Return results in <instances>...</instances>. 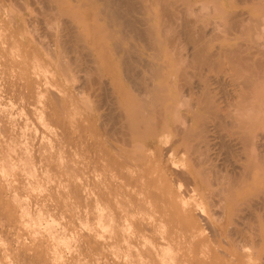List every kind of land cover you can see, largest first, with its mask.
<instances>
[{
	"label": "rangeland",
	"instance_id": "obj_1",
	"mask_svg": "<svg viewBox=\"0 0 264 264\" xmlns=\"http://www.w3.org/2000/svg\"><path fill=\"white\" fill-rule=\"evenodd\" d=\"M57 1L59 3L56 4ZM57 1L56 0H50V1L49 0H35V1L34 0H14L13 1L14 7L16 9H14V7H13L10 10L9 8L6 7V6H8L7 3L9 2V0H0V3H1L0 4V10L3 7V5L5 6L4 9L2 8V10H4V11L0 12V19H1L0 20V31H1L0 32V37H1L0 40L1 39L3 40V37L6 36L5 33L9 34V32L11 31V30L9 31V29H8L9 28L8 24L10 26V29L13 28L14 30H16L19 27V30L17 29L18 32H17V30L16 31L12 30L14 33H16L15 34L16 36L20 35V32L21 33L25 32L26 34L28 33L27 35L29 36V35H31L30 33L33 31L32 35H33V33H34V35L32 37H39L40 36L41 38H43V39H41L39 37L38 38L39 40H37L39 43L36 41V43L33 44V46H36L38 44L37 48H39V49H36L38 51V52L36 51L37 54H35V48L36 47H34V49H33V46L31 47L32 52H34V54H33L30 49H28V52H27L26 46L23 48L24 43L30 39V38L28 39L27 35H26L27 38L24 37L25 33L21 34L19 36V38H17L16 36L14 37L13 36L14 33L12 31L11 32L13 34L12 33L9 34L11 37H13V39L14 38L19 39L18 42H20V43H18V42L17 43L19 44V47L22 46L21 47L22 51L23 50H24V52L26 51L25 54H27V53H29L28 55L32 54L31 57L30 56L27 57V55L25 56V57H27L26 61L27 62L29 61L28 60L29 57L32 58V60L34 62H36L37 64L35 63V65H34L32 60H30L31 63L29 66L32 65L30 67V71L34 72L37 69L38 71L37 70L36 71L38 73L39 70H41L40 67H42L41 61L39 59L43 58L42 56L54 47V46L51 47L53 45L52 44L53 42H51V41L54 40L53 37H55L54 34H56V35L59 34V32L61 30H63L62 28L64 26H65V28L66 27L68 28L66 21H67L68 25H70L72 22V24H71L72 27L74 29L77 28L74 30L73 28H71V25L69 26L70 29H73V30L69 29L71 31V33L73 34V35L71 34L72 38L74 37L73 40H75L76 38L80 39V37H82V35L83 36L85 35L86 37L84 36V40L86 39V47L89 46L88 50H91L94 53H96L95 51H97V49L99 51V48L101 47L100 50L103 48L104 49H103V51L101 50L100 53L101 52L103 53L105 48H106V50H105L106 53L105 52L104 53L106 55H109V56H107L106 59H104L106 56L104 54L105 56L104 55L102 56V59H103V61H102V59L100 58L101 57L100 55H102V54H100L99 60L101 59L100 62L101 63L103 62V64L106 62L105 63V66H106L107 62L110 59V61L108 63L111 62V64H109V65H111L110 67L114 68L113 70L115 72V74L114 73L111 75L109 74L110 76H107V78L111 77L113 79L115 76V78L116 77L123 78V80L126 77L125 76L126 74H125V70L123 69L124 67H123V63H122L123 61L122 60L125 57V55L128 53V52H126L127 49L129 48L128 45L131 44L129 50L131 48L135 47V48H133L135 51L133 49H132V51L134 52L133 57H135V59H136V60H134L135 63H139V64H136L137 67L139 66V68H140L141 67L140 63L145 61V60H149L150 57H152L151 59H154V60H152L154 62L157 59L156 62L159 61L158 62L159 64L161 62L162 66H163V68L157 72L159 74H157V73L155 74V76H157V77H155V79H154V80H156L155 81L156 84H154V85H157V87L154 86V89H156V92H154V93H157L158 95H160V97L162 95V98L164 97L163 98L164 100L167 99V100H165L167 102L166 105L169 106L168 107L169 111H168L167 117L170 119V121L168 118L167 119H168L169 123L171 122L172 124L168 125L167 122L164 120L163 122L164 123L166 122V125L168 127L165 126L164 123H162V120L160 118L158 119V117H156L157 115L154 113H152V114L149 113V115H147L148 114L147 113L145 116L147 119H150L153 123H155L154 125H158L156 123H159L160 126H158V127H161L160 128L161 131H162V129H164L165 131H166V129L167 130L170 129L169 131L173 130V132L171 131V133H168L169 134L168 135L167 132H169V131H166V134L169 137L164 134V138L162 140H164V139L165 140L162 141L160 139L162 144L160 143V141H158L159 140L158 138H157L158 139L157 141L159 143L156 141V138L154 139V137H153V139H154L153 141H151L149 139V137H147V136H145V137H147L146 139L144 137L140 138V134H139L140 140L138 138V139H134V141L132 140L129 144H128V142H124V141L122 143V140L121 139L119 140L120 136H118V135L115 136L110 131H109L110 133H107L108 129L106 130V128L109 127L111 124L109 122L108 117H109L110 111L112 112L113 107H111L110 105L107 106V103H106L107 101L104 100L105 96L103 97V95H102L103 91L98 90L97 88L94 91V89H95L94 88L93 90H91L93 92L90 91L91 92V93H89L90 96L88 93L85 94V96L87 95L86 96L87 99L88 98L90 99V100L88 99L89 101L88 100L87 101L89 103H91L93 105V107L95 105V107H94L95 110L94 111L89 110V107L87 106V104L83 103V105H82L81 101H79V102H77V104L81 103L80 106L75 103L76 106H79L78 108L80 109V107L82 108V106L86 105L88 108H86V106H85L84 110L88 109L89 111L86 110V113L90 112V115H87L89 113L84 114L83 108H82L83 111H80V112L77 108L75 110L79 113L82 112L84 115H82V113H81V115L79 113L77 114V112H76L75 116L77 115L76 117L78 119L75 118L74 116H71V114H68V113L71 112V109L73 107H76L75 105L72 104L70 106L71 109L69 108L70 109L69 112H68L69 109L67 108L68 109L67 110V114H68L67 116L70 115L71 118L73 117L72 119L70 118L73 123H74V121L76 122L79 120V124L77 123L78 125H81L80 123H82L80 121L81 118L85 117L83 119V121H85V122H83L84 123V124L82 123L83 126L81 125V127H80L81 130L83 131V133L81 131L82 134H80V135L82 137L83 134H85L84 136H85L86 140H87V138H89V141L87 140L89 143L90 142L93 143L92 141H94L96 146H97V144H99L97 146L98 150L95 149L96 151H95V153H92L93 154L92 155L91 154L92 151L90 152V150H92L91 148H87V149H89V151L86 149H83V147L85 145L88 146V143H87V141H84V140L79 141V138L76 135L78 140L74 141L73 143H70L69 144L70 147H67L66 151L69 150V152H73V153L76 151L75 152L76 154L74 153L75 157H77V161H78V164L77 163L76 164L80 166V169L82 172H83V170L85 172V173H81L80 177L84 176L86 179H84V177H81L83 179L80 180L81 178H79L78 179L79 181L78 180L76 181V182H78V183H76L77 185L75 184L76 186L73 187L74 190H76V192H78V190H80V188L84 192L86 190L87 191V193L85 192L87 194L86 196L90 195L89 196L90 198H82V197L77 198L76 196L70 195L71 197H69V199H71L72 201L66 200L67 199L66 197L64 199L62 197L61 193H64L63 191H65L66 189H64L65 183H63V182L61 183V181H59V183L56 181L52 182V185H54L50 188V189H52V191L50 189L48 191H45L46 190L45 189L44 191H41L39 193V191L37 190L38 191V192L36 191L37 194L32 195L28 192L27 182L19 180L18 178H16L17 180L14 179L15 182L13 181L14 183L13 184L11 183V184H12L13 188L17 189L19 195L23 197L22 201L24 203L25 202L27 203L28 208L33 203H36V202L37 203L47 202L48 205H50L49 203H51V205L49 206L51 208V210H50V208H48V211H47L50 213L44 212V218L42 215L41 216L42 219H40L39 216H38L39 218L35 217L36 215L31 213L32 210L30 211L29 210L30 208L29 209L25 208L26 210L30 211L29 212V211L25 210V213L29 212L30 214L28 213L26 215L23 212L26 215V217L23 214H22V216H21V214H18L19 213L18 210H16V209L13 210L14 207H12V202L11 203H10V201L6 202L4 199V196H3L4 192L7 189L5 187H1L0 188V264H25V263L26 264H49L48 261L50 259H51L50 260L51 264H59V263L60 264H65V263L66 264H73V262H74V264H79V263L80 264H92V263L93 264H102V263L103 264H128V263L129 264H140V263L142 264L143 261H144L143 263H145V264H149V262H150V264H264V206H263L264 203L263 204L260 203L262 201V199L264 198V123H262L263 121L261 120V118H259L260 116H258V114H256V115L254 114L255 116L254 115L250 116V114L248 112V109L253 108L252 104L258 105L257 102H259V100H260L259 99L260 95L258 96V94L260 93L259 92L260 89L258 87H257V89H254L255 91L259 90L258 93L253 90L254 93H256L254 95H256L257 98H256V96L251 95V93H253V92L248 93L249 92L248 89H246V91H245L244 86H246V78L248 75V71L244 69V64H243L244 63L243 62L244 57L243 56L245 55L244 52L247 51V47H246L247 43L246 42L248 41V38L247 39L245 38L246 35L244 33V30H243L244 27H242L243 23L241 21L242 15H244L248 9L253 10V12L256 13V15L259 14V12H261V10L263 12L264 11V0L261 1V3H263V5L260 4V2H259L260 0H258V2L256 0H254L253 1V2H255L254 4H251L249 2L251 5L248 2H245V0H214V1L213 0H205L204 1L205 3H202L203 0H201V2H200V0H189L190 2L189 1L187 2V0H162V1L159 0V2H158V0H148V1L147 0H137V2H136V0H134L136 2V5H137L136 9L138 8L142 12L141 11L138 12V9L137 10L135 9V11L132 13L133 19L139 20V21H137L138 23L136 22L137 26L144 27V28L146 27L148 30L152 29L153 31L151 30V36L156 35L155 37L154 36H152V37L156 38L158 36L157 37L159 39L158 43H160V44L158 45V43H157L155 46L151 45V43L148 42L149 40H147L148 39L147 35L142 34L140 36L138 35V37H137V34H135V33L132 34V31H126V33L122 34L120 32L121 31L120 27L119 26L117 27V25L114 27H109V28L107 27L108 30L103 29L102 32L99 31V32H101V34L103 33V35H101L102 37L97 36L100 33L94 29L89 30V33L91 32L92 35L91 34L89 35L88 33H86L89 29V27H87L88 29L86 28V26H88L87 23L89 22L92 25L94 20H95V17L91 14V12H89V11L84 12L83 9H81L80 7H83V6H95V7L101 6L102 0H90L91 2L89 0H65L66 3L64 2V0H61V1L57 0ZM144 1L148 4H146ZM209 1L210 2L212 1V2L208 3ZM48 2L49 3L51 2L50 4H53V6L50 5ZM63 2H64V4H67V6L65 5V7L68 8L67 10L64 9L65 7H63ZM60 3L62 5H60ZM72 3H73V5L75 4L73 7L74 9H72L73 13L78 14V16L76 15L74 17L75 14L72 15L73 14V13L71 14L72 11L71 10H70L71 12L68 11L69 9H71L68 7V5L69 6L72 5ZM159 3H160V5H159ZM200 3L204 4L203 5L204 7L207 6V8H204V7L202 8V4H200ZM55 4L58 5V6H56L58 8H60L62 6L63 14H62V12L60 13L61 9L56 10ZM246 4L248 5V7L251 6V8L246 7L247 6ZM24 5L26 6V8ZM30 6H32V7H30ZM42 6H44V7H42ZM53 7H55V9ZM6 8H7V10L9 9L11 12L8 10V12L5 13ZM32 8H33V10H32ZM149 8H151V9L149 10ZM199 8H201V9H199ZM246 8H248V9H246ZM12 9H13V12H12ZM220 9L222 11L223 10L224 11L222 12ZM14 10L16 13L14 15H16V17L11 16V15H13L12 13H14ZM210 10L214 11V12L211 11L212 15L210 14ZM215 10H217V11H215ZM232 10H233V12H232ZM239 10H241V11H239ZM46 11L47 12L49 11V13L52 11L51 13H54V14H52L54 19L51 18V20H50L52 23L51 25H50V21H48L49 24L44 23L45 17L43 16V13L45 15L47 13ZM57 11H59V12H57ZM64 11L70 12L71 15L70 14L64 15ZM76 11H77V13H76ZM229 11H231V12H229ZM30 12H32V13L30 14ZM78 12H80V13H78ZM151 12H153V13H151ZM157 12H160V13H157ZM217 12L220 13V15ZM2 13H4V14H2ZM40 13H42V14H40ZM136 14H139L138 16L142 17L143 19L136 16ZM197 14H199V16H197ZM216 14H218V15L216 16ZM3 15H6V16H4V18L8 17V19H4ZM8 15H10V16H8ZM57 15H59V16H57ZM89 16H90V18H89ZM10 17L12 19H14L15 22L16 21L17 22L14 24H11L10 23V20H11ZM22 17H23V19H22ZM32 17H33V19L29 20ZM71 17H72V21H70ZM76 17H78L79 19H77ZM91 17H94V19L93 18L91 19ZM2 18L4 19V21ZM17 18H18V20H17ZM40 18H42V19H40ZM69 18H70V20H69ZM73 18L77 19L75 21L76 23L73 22L75 20ZM26 19L28 20L29 26L26 23V21H27ZM63 19H66V20L63 21ZM5 20H7V21H5ZM8 20H9V22H8ZM14 20H11V22H14ZM22 20H24V21H22ZM143 20H145V21H143ZM173 20H174V22H173ZM2 21L4 22V24L7 23V25L2 24L1 23ZM32 21H33V23H32ZM34 21L36 24H34ZM60 21H61V23H60ZM103 21H105L103 18H101L100 21H97L98 24L96 23V28H98L97 26H99L100 24L101 25L99 26V28L102 27L104 25ZM237 21H239V22H237ZM21 22H23V23L20 24ZM69 22H70V24H69ZM160 23H161V25H160ZM163 23H165L166 25L164 24V26H163ZM18 24H20L21 26ZM54 24L57 25L58 29H61V30H58V32H55L57 30V28ZM63 24H65V25H63ZM94 24H95V22H94ZM187 24L189 25V27H188L189 29H188V31H185L184 28H185V25H187ZM93 25H92V27H93ZM179 25H180V27H179ZM3 26H4V28H3ZM1 27H2V29H1ZM15 27H16V29H15ZM36 27H37V30H36ZM82 27H84V28H82ZM92 27H90V29ZM46 28H47V30H46ZM55 28H56V30L54 31ZM81 28L83 30H81ZM118 28L120 31L118 30ZM165 28H166V30H165ZM257 28H258V26H257ZM7 29H8V31H7ZM236 29H237V31H236ZM2 30H4V32ZM189 30L191 31V33ZM192 30H194L195 32ZM73 31L76 33H74ZM93 31L97 32L99 34L96 35V33L95 34L92 33ZM104 31H106V32H104ZM178 31H179V33H178ZM254 31H253V37L250 36V38L253 40L254 35H255V38L257 40L256 41L253 40L254 41L253 44L255 42H258V40L260 39V38L258 39V36H260V33L255 32L257 34H254ZM35 32L38 35H35ZM130 32H131V35H130ZM210 32H212V33L210 34ZM108 33H109V35H108ZM74 34H75V36H74ZM93 35L97 36V37L95 36L96 38H94V39H98L99 40L98 42H97V40L93 41V38L91 37ZM193 35L195 36L194 39H192ZM10 36L7 35L6 36L7 41H6V38H4V40L6 42L10 43V40L8 38ZM42 36H44L45 38ZM87 36L88 37L90 36V38H92V40L89 39L90 40L89 41ZM129 36H130V38H129ZM180 36H183V37H180ZM205 36L207 39H205ZM11 37H10V39H11ZM124 37H126L128 39H125ZM216 37H218V38H216ZM116 38H117V40H116ZM17 39H15V40H17ZM73 40L71 41L72 43H73ZM100 40H102V42H100ZM120 40H121V42L122 41L123 42L122 43L119 42ZM133 40H135V43ZM141 40H142V42H141ZM221 40H224V41H221ZM5 41H4L5 45L9 46V44L6 43ZM45 41L46 42L48 41V43H46ZM115 41L118 42L117 45H120L119 47L122 49H120L117 46L119 49L114 48L115 50L114 49L110 50V48L113 47ZM161 41L164 44H162ZM97 43L98 44L101 43L100 46H98ZM102 43H103V46H102ZM195 43H196V45L194 46ZM0 44H1L0 45V47H1L0 48V59H2L1 58L2 56H4L3 57V59H4L7 51H4V55H3V49H6L7 47L4 46L3 43H0ZM46 44H48V45H46ZM90 44L92 47L90 46ZM95 44L97 46L96 49L94 47ZM255 44H257V43H255ZM104 45L105 46L107 45V46L105 47ZM137 45L141 46V47H138ZM2 46H4V47L2 48ZM48 46L50 48H48ZM65 46H67V45H65ZM69 46L71 47L72 45L69 44L66 47L67 50H68ZM229 46H230V48H229ZM242 46L245 48H243ZM12 47H13V45H12ZM27 47H29V45ZM9 48H11V45L9 46ZM9 48H7V49H9ZM18 48H15V50ZM66 48H65V50H66ZM11 49H13V48H11ZM21 49L19 48V50H21ZM42 49H43V52H41ZM78 49H81V48L78 47ZM108 49L110 51L107 52ZM218 49H219V51H218ZM124 50H125V52H124ZM137 50H139V51H137ZM202 50H203V52H202ZM8 51H10V50H8ZM22 51H19V52H17V50L15 51L18 55L21 52L20 57L15 56L17 54H15V52H12V50H11V52H9V55L13 54L14 59L11 58V56L7 57V55H6V57L12 59L11 61H13V62L15 59L17 61L18 58H21V57L23 58L22 54H24V53H22ZM98 51L96 54H99ZM111 51L114 54H112ZM157 51L159 53H162V54H158ZM167 54H169V55H167ZM209 54H211V55H209ZM68 55L69 56L73 55V52L71 51V49H70ZM158 55H160V56H158ZM34 57H36V59H37L36 61L33 59ZM158 57L160 59H158ZM168 57L170 59H168ZM181 57H183V58H181ZM7 58H5L3 61L1 60L2 63L0 62V65L4 63L7 66V64H9V62H11L10 59H9V62H7V60H8ZM24 58L21 59V61L24 60ZM121 58H122V60H121ZM172 58L174 59V61L171 60ZM209 58H211V59H209ZM72 59H71V61H72ZM151 59L149 61H151ZM16 61H15V64H16ZM21 61L18 60L17 65H15L12 62L13 63L12 65L15 67L20 66L19 68H21L23 66V64H24L23 62L25 60L22 63H21ZM162 61H163V63H165V65L162 63ZM19 62L21 63L22 66L18 65ZM27 64H29V63H27ZM10 65H11V63H10ZM12 65L10 66L11 71H12V69L14 71V68ZM72 65H71V67L73 68L74 65L73 66ZM4 67H5V65H4ZM4 67L2 66V68H1V66H0V69L2 70ZM10 67L8 65V67L4 68L3 71H7V68H8L7 72L8 73L11 72V71H9ZM27 67L28 66L26 65V62H25V66H23L24 70H27ZM19 68L18 69L16 68V69L19 70ZM74 69L76 72L74 70H72V71L75 74L73 73L72 75H68L69 77L70 76H72V77H70V80L68 79L66 82H63V84L61 85L62 89L72 90L74 88L76 89L77 86L79 87L81 84H83L82 79L83 80L85 79L84 71L78 69V66H75ZM1 70H0V72H1ZM120 70H122V71H120ZM3 71L1 72V74L3 73ZM54 71H53L54 74L53 73L50 74L51 77H53V79H59L60 78L59 70L56 69ZM163 71H165V72H163ZM12 72H11V74H13L15 72L14 74L16 76L14 74H13L14 76H12L11 74L9 75L7 73L8 78L6 77L7 78L6 81L12 80V79H14V77H17V74L21 75L22 73H25L26 71L25 72L19 71L17 73L15 70L13 73ZM154 72H152V73H154ZM6 73L4 72V75L2 74L3 78L1 77V79H5L4 77H5ZM165 73H167V74H165ZM1 74H0V76H1ZM73 75L75 76V79H74ZM10 76H12L13 78L11 77L12 79H10L9 78ZM111 78H109L108 80H112ZM1 79H0V81H1ZM244 79H245V81H244ZM3 81L6 82L5 80H2L1 85L5 84ZM69 81L70 82L72 81V82L70 83ZM67 82H69V83L67 84ZM123 83L125 85H123V88H121V90L123 89L124 91L123 90L121 91V97H120V100H122V101H121V103H118V106H116V108H115L116 113H118L119 111H122V109H124L126 105L127 106L129 105L130 106L129 108L132 109L133 106L135 107L137 104H139L138 98H140V96L137 94L138 93L137 88L130 86L131 84L128 82L124 81ZM74 85H75V87H74ZM256 86H257V84L255 85V87ZM2 87H4V86H2ZM2 89L3 88H1V86H0V93H1V91L4 92V90H2ZM127 89H128V92L126 91ZM97 90H98V92H97ZM3 92H2V94H0V97H1L0 99L2 100L3 98H6V99L9 98V101L6 99H3L4 102H3V100L2 101L0 100V101L3 102L4 104H6V107L9 106L8 108L11 111H13V110L19 111V109H20V108H18L19 106L17 107L18 109L15 107L18 104H20V102H21L20 107H22V104L27 103L26 101H24L25 99H22V98L20 99L21 100L20 101L19 100L20 96H16V94H14V93H8V92L5 93L4 92V94H3ZM122 92H123V94H122ZM6 94H8V95L10 94V95L7 96ZM12 94L17 99H14L15 97L12 98L13 97ZM44 94L45 93L42 92V93H39L35 96V97L39 98V100H41L40 101L41 104H39L38 101H36L37 99H35V98L34 99L36 102L35 101H32V102L33 103L35 102L34 104L38 103L39 106L41 105V107H42V103L45 101V98H46L45 97L46 94L45 95ZM103 94H104V92H103ZM245 94L246 95L250 94V96L248 95L249 97L248 96L246 97ZM5 95L7 97H5ZM39 95L40 96L44 95L42 97V99H44L43 101H42L41 97H39ZM2 96H3V98H2ZM124 96H127V97L128 96L129 97L136 96L137 101L133 100L134 103L136 102L135 103L136 105L132 103L133 102V101H131L132 98L128 97L129 99H126V98H124ZM90 97H93V98H90ZM95 97H97V98H95ZM10 98L13 100L11 101ZM123 98L127 101L126 103H125ZM34 99H32V100H34ZM91 99H92V101H91ZM134 99H135V97H134ZM15 100H16V102H15ZM17 100L19 103L17 102ZM78 100L79 99H77L75 101H78ZM14 102L17 104L15 105ZM161 102H163V101H161ZM247 102H249V103L247 104ZM98 103H99V106L97 105ZM38 104H37V106H38ZM102 105H103V107H102ZM248 106L250 108H248ZM117 107H118V109H117ZM96 108H98V111H96ZM103 108H104V110H103ZM117 110H118V112H117ZM47 111H48V113H47ZM47 111H46V113H44L45 117L44 116L43 117H44V120L46 122L51 123L53 115H54V111H53V109L50 110V108ZM105 111L109 112V113H106ZM113 111H114V109H113ZM13 112L15 113V111H13ZM72 112L75 113L74 110ZM92 112H93V115H92ZM96 112L99 114H97ZM115 112H113V113H115ZM246 112H248V114ZM74 113L72 115H74ZM106 114H108V115H106ZM78 115H80V117H78ZM96 116H97V118H96ZM169 116H171V117H169ZM87 117H88V119H87L88 121L85 120ZM74 118H75V120H74ZM171 118H172V121H171ZM248 118H250V119H248ZM101 119L104 121V124H103V121ZM159 120H161V122ZM105 121H107V122H105ZM66 122H67V120H65V124H66ZM72 122H70V123L72 124ZM68 123L65 125L66 128H68L69 126H72L71 124H68ZM98 123L100 125L102 124L103 125V126L101 125L102 127H104L106 124V127H104L105 129L104 128L101 129V126H100V129L97 128L99 125ZM153 123H152V125H153ZM74 124H76V123H74ZM127 124L129 125V123H127ZM162 125H163V128H162ZM84 126H85V128H82ZM95 126H96V130L94 128ZM177 126H178V129H176ZM69 128H71V130H72L74 127L72 126ZM87 128L91 129L93 132L91 130L86 132ZM181 128H183L182 131H181ZM83 129H85V131ZM102 130H104V132ZM58 131L59 130H57V132ZM89 132L91 134V138H90V135L88 134ZM182 132H183V134H182ZM158 133H159L158 135L163 134V133L160 134V131ZM25 134L26 133H23L22 135L24 136ZM55 134H56V132L53 133V131L52 132H42V133L40 132L38 134V136L36 137V141L39 140L40 138H41V140L43 139V141H45V142L48 139L50 141H52L53 139L57 138ZM170 134H171V136H170ZM179 134H181V135H179ZM158 135H156V136H158ZM24 137L26 138L27 136H24ZM95 137L97 138V140H95ZM160 137H162V136H160ZM74 138H76V137L74 136ZM166 138H169V140ZM114 139H115V141H114ZM49 140H48V142H50ZM90 140H92V141H90ZM178 140H179V142H178ZM118 141L119 142L121 141V142L119 143ZM163 142L165 143V145ZM66 146H68V144ZM124 147H125V149H124ZM163 147H165V150H166V152L164 154H168L167 152H169V154H170V150L172 152V150L174 151L176 148L178 150L176 149L173 152V154L171 153L169 156L165 155V157H163L164 156L162 154V152H164ZM168 147H171V149H169ZM84 148H86V146ZM117 148H119V149H117ZM80 149H82V150H80ZM126 149H127V151H126ZM80 151H83V152H80ZM159 151H160V153H159ZM79 153H80V155H79ZM96 153H99L98 154L99 158L101 157V161H99L100 163L96 160L98 158ZM86 154H87V156H86ZM94 154L96 155V158L94 157L95 156ZM135 154H136V156H134ZM158 154H160L161 156L158 157ZM90 155H91V159H90ZM84 156H86V157H84ZM133 156H134V160L132 159ZM128 157H131V158H128ZM107 158H109L110 160ZM255 158H256L257 162L255 161ZM102 159H103V161H102ZM156 159H158V160H156ZM90 160H91V162H90ZM107 160H109V161L112 160L111 161L112 164L110 167L108 165V163H110V162H108ZM62 161H63V159H62ZM105 161H106L107 165H105L106 164ZM252 161L255 162L256 165L255 164L253 165ZM38 162L42 163V164H46V162L41 161L40 159L38 160ZM94 162H96L95 166L92 165V164H94ZM127 162H128V164H127ZM147 163H149L150 165ZM116 164H119V165H116ZM145 164H147V166ZM248 164H251V165L249 166ZM96 165H97V167H96ZM143 165H145V166H143ZM125 166H127V167L125 168ZM192 166H194V167H192ZM105 167H108V168H105ZM121 167H123V169ZM75 168L78 169V166H76ZM46 170H39L38 169V170L34 171L32 174V175L35 174L38 179H41V181H39V184H41L42 186L49 182V181L46 182L45 180L42 181L45 177L51 179L53 176V172H54L53 170H51L50 168H47ZM93 170H94V172H93ZM134 170L136 172H134ZM172 171H174L175 173L174 172L172 173ZM193 171H195V172H193ZM78 172H80V171H78ZM186 172H187V174H186ZM196 172L198 173V175ZM110 173H111V175L117 173L116 175H118L119 178H121V179H119L118 176L116 178L115 175H114V177H113V175L110 176V178L112 177V178H115V180L117 179V181H114V182H117L118 184H116V183L115 184L118 186L114 185L115 187L112 188L111 185H113L114 182H110L109 187L111 188V190H110V188L108 189L106 187H103V190L101 189L103 192L105 189V192L103 193L102 191L98 190V189H100V187L97 188L98 187L97 183H99L100 180L107 178V176H109L107 174H110ZM126 173L129 175H126ZM161 173H162V176L164 175V179L166 177L165 180L163 179V181H165L164 183L162 181L163 177L160 175ZM176 173H178V174L176 175ZM90 174L91 175L95 174L96 177L93 176V179H90V177H91ZM201 174H203V175H201ZM103 175H104V177H103ZM131 175H132V178H130ZM182 175H184L185 177L184 176L182 177ZM214 176H216V177H214ZM218 176H219V178H217ZM94 177H95V179H94ZM98 177H101V179L100 178L97 179ZM141 177H142V179H141ZM201 177L203 179H201ZM244 177H245V179H244ZM112 178H111V181L113 180ZM138 178L140 181L138 180ZM220 179H222V180L220 181ZM96 180H97V183L95 184ZM166 180H168L169 182L167 181V183H166ZM201 180H202V182H201ZM135 181H138V182H135ZM133 182H135L137 184L134 185V184H132ZM56 183H57V185H56ZM82 183H83V186L85 183L87 186L85 185L84 186L85 188L81 187ZM127 183L129 184L128 186H131V188H132V186L135 188L136 185L140 186L143 192L141 190L135 192L134 188H133L134 190L132 189L131 194L129 193L130 191H128L129 189L126 192V188H128V187H126ZM165 183H166V185H164ZM177 183H179V184H177ZM78 184H79V188L77 187ZM123 184L125 185V187ZM196 185H197V189L195 188ZM121 186L124 187V189ZM137 186H136V188H138ZM53 187L55 188L54 189L55 193L53 191ZM179 187H180V189H179ZM188 187L190 188V190ZM222 187H224V188H222ZM152 188H154L155 190L157 189L156 190L157 193ZM106 189H108V191H106ZM122 189L125 190V197H124V195H122V196L116 195V194H120V193H117L119 191L122 193L123 192ZM225 189H227V191ZM39 190H42V189H39ZM144 190H146L147 192ZM186 190H187V192H186ZM218 190H220V191L223 190V192L220 193V191L218 192ZM82 191H81V193H84ZM98 191H100L102 194L98 193ZM214 191H216L217 193ZM91 192H92V194H91ZM113 192H114V195H113ZM134 192L137 195L134 194ZM51 195L53 198L51 197ZM127 195H130V196L128 197ZM179 195H180V197H178ZM193 195H195L196 198ZM94 196L96 199H94ZM115 196H116V198H112ZM50 197H51V199H49ZM105 197H107V198H105ZM90 199L93 201L97 200L98 202L97 201L96 202L98 204L94 201L95 204L93 206H91L93 204V201H91ZM129 199H131V200H129ZM192 199H194L195 201ZM103 200H105V201H103ZM144 200H146V201H144ZM85 201H87V202H85ZM182 201L184 203H182ZM192 201L194 203H192ZM222 201H224V202H222ZM29 202H30V204H29ZM65 202H67V203H65ZM196 202H198V203L200 202V204H198ZM70 203L72 204L71 206H70ZM125 203H128L129 205L128 204L126 205ZM167 203H168V206H167ZM195 203H196V205L198 204V206H196ZM73 204H74V207H73ZM181 204L184 206H182ZM95 205H97V207H95V209L96 210L98 209V211H101V212L95 211V209H94ZM104 205L107 207L109 206V207L104 208ZM56 206H58V207H56ZM64 206H66V208ZM69 206L72 209L69 208ZM62 207H64V208H62ZM113 207H114V209H113ZM115 207H117V209ZM136 207L138 210L135 209ZM200 207H201V209H200ZM99 208H101V210H99ZM115 209H116V212H115ZM146 209H148V210H146ZM102 210L104 212H102ZM144 210H145V212H144ZM119 211H121V213H119ZM113 212H114L116 217L113 215ZM130 212H131V214H130ZM139 212H140L141 216L139 215ZM92 213H93V215H92ZM52 214H53V216H52ZM64 214H66V215H64ZM121 214H123V215L121 216ZM98 215H99V217H98ZM82 216H85V217H82ZM96 216L98 217V219L96 218ZM103 216L105 217V219ZM126 216H127V218H126ZM112 217L114 218V220ZM136 217H138V218H136ZM115 218H117L116 221H118V222H115ZM118 219H120V220H118ZM27 220H30V222H27ZM38 220H40V221L38 222ZM44 220H46L47 222L45 223ZM87 220H88V222H87ZM137 220H139V221H137ZM23 221H24V223H23ZM92 221H94V223L98 222V225L96 223L94 224ZM77 222H79V223H77ZM108 222H109V224H108ZM37 223L38 224L42 223V225L39 226L40 229H42L41 228L42 226L44 227V224L52 223V224H50V225H52V228L56 227L55 229H57L54 231V229H52L51 226L49 227V225H48V228H51L50 230L54 231L53 234H56V235L58 234V236L61 235L60 236L61 238L66 237L65 239L69 240L68 241L69 246H68V248L65 249V253L67 251L68 252L65 254V256H63L65 259L63 257L58 258V257H54L52 255L51 256L46 255L47 259L44 257L45 255L42 254V252H44L43 245L45 246L46 243L48 242V240L50 239V238H48L49 236H47L48 233H50V232L48 231L49 229H47V226H46L47 230H45L44 229L45 227H44L42 229L43 231H41L40 229L37 228V230L35 231L37 233L36 234L32 229L34 228L33 226L38 227ZM84 223H86V224H84ZM111 223H112V225H111ZM92 224H93V226H92ZM100 224H102L104 226L101 225L102 226V228H101ZM27 225H30V226L27 227ZM110 225H111V227H109ZM96 226L99 229L98 228L96 229ZM29 227H33V228L30 229ZM111 228H112V230H111ZM123 228H125L126 232H124ZM27 229L31 230V231H29V234H27L28 233ZM35 229H36V227H35ZM60 229H61V232H63V233H60ZM65 229H68V230H65ZM58 230H59V233H57ZM105 230H107V231H105ZM120 230H122V231H120ZM32 231L34 232V234L32 233ZM93 232H94V234H93ZM99 232H101V233H99ZM138 232H140V233H138ZM31 233H32V235H31ZM64 233H65V236H64ZM112 233L115 234V237H114V234H112ZM163 233H165V234L163 235ZM77 234L78 235L80 234L79 235L80 237ZM131 234L133 235V237H131ZM40 235H43L42 238ZM101 235H103V236H101ZM68 236H70V237H68ZM45 237H46V239H45ZM74 237L75 238L77 237L80 240H78L76 238L75 242H74L73 241ZM31 238L34 240L32 241ZM143 238L145 239V241ZM81 240L83 241L84 244L81 243L82 242ZM245 240H246V242H245ZM148 242H150V244ZM85 243H86V245H85ZM41 245L43 248L41 247ZM162 246H164V247L162 248ZM141 247H143V248H141ZM154 248H156V249H154ZM41 249H43V250H41ZM134 249H135V251L131 252ZM151 250H153V252ZM32 253L35 255H33ZM139 253H140V255H139ZM158 254H159V257H158ZM201 254H203V255H201ZM6 255L8 257H6ZM31 255L35 256V259H33L34 257ZM174 256H175V259H174ZM139 257H142V258H139ZM153 257H155V258H153ZM122 258H123V261H122ZM24 259H26V262ZM28 259L29 260L31 259L30 262ZM161 259H163V260H161ZM61 260H62V262H61ZM161 261H163V262H161ZM98 262H100V263H98Z\"/></svg>",
	"mask_w": 264,
	"mask_h": 264
},
{
	"label": "bare ground",
	"instance_id": "obj_2",
	"mask_svg": "<svg viewBox=\"0 0 264 264\" xmlns=\"http://www.w3.org/2000/svg\"><path fill=\"white\" fill-rule=\"evenodd\" d=\"M14 0H9V2L7 3V5L8 6H6L7 8H9L10 10H11V8H13L14 7V2H13ZM35 1V0H34ZM50 1V0H49ZM57 1V0H56ZM61 1V0H60ZM90 1V0H89ZM103 1V0H102ZM101 1V6H97V7H95V6H83V7H80L81 9H83V11L85 12H87V11H89V12H91V14L95 17V20H94V22H95V24H94V22H93V27H92V25L88 22L87 23V25L88 26H86V28L87 27H89V29H88V31L86 32V33H88L89 35L91 34V32L89 33V30H92V29H94V30H96V31H101L102 32V30L103 29H107L108 30V28L109 27H114V26H116L117 25V27L119 26L120 27V30H119V28H118V30L123 34V33H126V31H132V34L133 33H135V34H137V37H138V35L140 36V35H142V34H144V35H147V37H148V39L147 40H149L148 42H150L151 43V45H153V46H155L159 41V39L156 37V38H154L155 36L154 35H152V36H154V37H152L151 36V30H148L146 27L144 28V27H139V26H137V24H136V22L137 21H139V20H134L133 19V15H132V13L135 11V9H136V7H137V5H136V2H137V0H136V2L134 1V0H104L103 2ZM148 1V0H147ZM162 1V0H161ZM189 0H187V2H188ZM205 0H203V2L202 3H205L204 2ZM214 1V0H213ZM254 0H245V2H250L251 4H254L255 2H253ZM257 2H258V0H256ZM261 1L262 0H260L259 2H260V4L261 5H263V3H261ZM30 2V1H29ZM54 2V1H53ZM64 2H65V0H64ZM64 2H63V7H65V5L67 6V4H64ZM91 2V1H90ZM140 2V1H139ZM143 2V1H142ZM145 2V1H144ZM157 2V1H156ZM158 2H159V0H158ZM190 2V1H189ZM200 2H201V0H200ZM212 2V1H211ZM210 1L208 2V3H211ZM253 2V3H252ZM26 3V2H25ZM36 3V2H35ZM47 3V2H46ZM49 3V2H48ZM51 3V2H50ZM49 3V4H50ZM57 3H59L58 1L56 2V4ZM66 3V2H65ZM82 3V2H81ZM94 3V2H93ZM146 3V2H145ZM164 3V2H163ZM202 3H200V4H202ZM207 3V4H208ZM214 3V2H213ZM247 3V4H248ZM249 3V4H250ZM1 4V3H0ZM48 4V5H49ZM55 4V7L56 6H58V5H56ZM86 4V3H85ZM88 4V3H87ZM91 4V3H90ZM146 4H148V3H146ZM187 4V3H186ZM246 4V5H247ZM248 4V5H249ZM250 4V5H251ZM257 4V3H256ZM259 4V5H260ZM16 5V4H15ZM50 5H52L53 6V4H50ZM60 5H62L61 3H60ZM75 5V4H74ZM74 5H73V3H72V5H68V7L69 8H71V9H69L68 11H70L71 12V14L73 13V10L72 9H74L73 7H74ZM159 5H160V3H159ZM158 5V6H159ZM204 4H202V8L204 7L203 6ZM248 5L246 6V7H248ZM25 6V5H24ZM29 6V5H28ZM40 6V5H39ZM51 6V7H52ZM139 6V5H138ZM191 6V5H190ZM210 6V5H209ZM212 6V5H211ZM2 7V6H1ZM30 7H32V6H30ZM35 7V6H34ZM42 7H44V6H42ZM46 7V6H45ZM48 7V6H47ZM50 7V8H51ZM55 7H53L54 9H55ZM60 7V6H59ZM141 7V6H140ZM147 7V6H146ZM168 7V6H167ZM3 9L5 8V6L3 5V7H2ZM2 8H1V10H0V12H2V11H4V10H2ZM7 8L5 9L6 11H5V13L6 12H8V10H7ZM19 8V7H18ZM25 8H26V6H25ZM24 8V9H25ZM49 8V7H48ZM142 8V7H141ZM170 8V7H169ZM204 8H207V6L206 7H204ZM216 8V7H215ZM221 8V7H220ZM224 8V7H223ZM248 8H251V6L250 7H248ZM248 8H246V9H248ZM14 9H16L15 7H14ZM43 9V8H42ZM53 9V10H54ZM57 9H61V11H60V13L62 12V6L60 7V8H58V7H56V10ZM64 9H68V8H64ZM63 9V10H64ZM138 9V8H137ZM136 9V10H137ZM151 8H149V10H150ZM168 9V8H167ZM199 9H201V8H199ZM213 9V8H212ZM254 9V8H253ZM260 9V8H259ZM9 10V11H10ZM20 10V9H19ZM32 10H33V8H32ZM65 10V11H66ZM190 10V9H189ZM192 10V9H191ZM197 10V9H196ZM208 10V9H207ZM214 10V9H213ZM221 10V9H220ZM249 10V9H248ZM246 11V13L244 14V15H242V19H241V21H242V23H243V26L242 27H244V33H245V35H246V39L248 38V41L246 42L247 44H246V47H247V51L246 52H244L245 53V55L242 57L243 58V64H244V69L245 70H247L248 71V75H247V78H246V86H244L245 87V91H246V89H248V93H251V92H253V93H251V95H254V94H256V93H254V89H257V87L260 89V91L259 90H256L255 92H257L258 93V91L260 92L259 94H258V96L260 95V100H259V102H257L258 103V105H255V104H252L253 105V108H251V109H248V108H250L249 106H248V112H249V114H250V116L251 115H256V114H258V116H260L259 118H261V120L263 121L262 123H264V11L262 12V10H261V12H259V14H257L256 15V13H254L253 12V10H249V11ZM55 11V10H54ZM64 11V15H67V14H70V12H65ZM75 11V10H74ZM141 10H139L138 9V12H140ZM144 11V10H143ZM183 11V10H182ZM209 11V10H208ZM211 11L212 10H210V14L212 15V13H211ZM215 11H217V10H215ZM222 11V10H221ZM224 11V10H223ZM222 11V12H223ZM226 11V10H225ZM238 11V10H237ZM239 11H241V10H239ZM244 11V10H243ZM11 12V11H10ZM9 12V13H10ZM12 12H13V9H12ZM19 12V11H18ZM47 12V11H46ZM52 12V11H51ZM49 13V11L44 15V13H43V16L45 17H43L44 18V20H45V22L44 23H47V24H49V22L48 21H50L51 20V18H53V15L52 14H54V13ZM57 12H59V11H57ZM142 12V11H141ZM161 12V11H160ZM160 12H157V13H160ZM170 12V11H169ZM200 12V11H199ZM212 12H214V11H212ZM220 12V11H219ZM227 12V11H226ZM229 12H231V11H229ZM232 12H233V10H232ZM236 12V11H235ZM234 12V13H235ZM32 12H30V14H31ZM76 13H77V11H76ZM78 13H80V12H78ZM150 13V12H149ZM151 13H153V12H151ZM181 13V12H180ZM216 13V12H215ZM218 13V12H217ZM221 13V12H220ZM220 13H218L219 15H220ZM2 14H4V13H2ZM13 15H11L12 17H16V15H14V14H16L15 13V10H14V13H12ZM40 14H42V13H40ZM57 14V13H56ZM55 14V15H56ZM62 14H63V12H62ZM70 14V15H71ZM75 13H73L72 15H74ZM169 14V13H168ZM184 14V13H183ZM209 14V13H208ZM218 14H216V16L218 15ZM224 14V13H223ZM231 14V13H230ZM54 15V16H55ZM60 15V14H59ZM59 15H57V16H59ZM63 15V16H64ZM78 16V14H75L74 15V17L75 16ZM139 14H136V16H138ZM154 15V14H153ZM175 15V14H174ZM182 15V14H181ZM2 16V15H1ZM4 16H6V15H3V18H4ZM8 16H10V15H8ZM24 16V15H23ZM69 16V15H68ZM197 16H199V14H197ZM241 16V15H240ZM73 17V16H72ZM72 17H71V20H70V18H69V20L70 21H72ZM82 17V16H81ZM94 17H91V19L93 18L94 19ZM138 17H140V16H138ZM168 17V16H167ZM222 17V16H221ZM236 17V16H235ZM2 18V19H3ZM11 18V17H10ZM38 18V17H37ZM59 18V17H58ZM61 18V17H60ZM77 19H79L78 17H76ZM76 18H73V19H75L73 22H75L77 19ZM89 18H90V16H89ZM101 18H103L105 21H103V23H104V27L102 28V27H100L99 28V26L101 25H99V26H97L98 28H96V23L98 24V22L97 21H100V19ZM140 18H142V17H140ZM173 18V17H172ZM198 18V17H197ZM224 18V17H223ZM4 19H8V17L6 18H4ZM4 19H3V21H4ZM22 19H23V17H22ZM33 19V17L31 18V19H29V20H32ZM40 19H42V18H40ZM54 19V18H53ZM143 19V18H142ZM176 19V18H175ZM178 19V18H177ZM191 19V18H190ZM221 19V18H220ZM219 19V20H220ZM228 19V18H227ZM1 20V19H0ZM11 20H14V19H12L11 18ZM11 20H10V23L11 24H14V23H16L15 22V20H14V22H11ZM17 20H18V18H17ZM27 20V19H26ZM39 20V19H38ZM58 20V19H57ZM64 20H66V19H63V21ZM68 20V21H69ZM164 20V19H163ZM171 20V19H170ZM182 20V19H181ZM198 20V19H197ZM196 20V21H197ZM238 20V19H237ZM1 22L2 24H4V22ZM5 21H7V20H5ZM22 21H24V20H22ZM40 21V20H39ZM56 21V20H55ZM62 21V22H63ZM143 21H145V20H143ZM147 21V20H146ZM169 21V20H168ZM190 21V20H189ZM225 21V20H224ZM231 21V20H230ZM8 22H9V20H8ZM37 22V21H36ZM78 22V21H77ZM150 22V21H149ZM167 22V21H166ZM173 22H174V20H173ZM179 22V21H178ZM191 22V21H190ZM198 22V21H197ZM234 22V21H233ZM232 22V23H233ZM237 22H239V21H237ZM23 22H21L20 24H22ZM26 23H27V25H28V20L26 21ZM32 23H33V21H32ZM39 23V22H38ZM60 23H61V21H60ZM76 23V22H75ZM102 23V22H101ZM138 23V22H137ZM216 23V22H215ZM231 23V24H232ZM236 23V22H235ZM234 23V24H235ZM10 24V25H11ZM20 24H18V25H20ZM34 24H36L35 23V21H34ZM52 23H51V21H50V25H51ZM56 24V23H55ZM54 24V25H55ZM66 24H67V26H68V28L66 29L65 28V26L62 28L63 30H61V29H58V26L57 25H55L56 26V28H57V30H56V28L54 29V31L55 32H58V30H61L60 32H59V34H54L55 35V37H53L54 38V40H52L51 42H53L52 44V46L51 47H53L52 49H50L46 54H44L42 57L43 58H41V59H39L40 61H41V65H42V67H40V69L41 70H39V72L37 73V71L35 70L34 72L32 71H30V67L32 66H29L30 65V60H32V58H30L31 57V55L32 54H30V55H28L29 53H27V54H25L26 53V51L24 52V50L22 51V49H21V47H19V44L18 43H20V42H18L19 41V39H17V38H19V36L21 35V34H24L23 32L21 33L20 32V35H18V36H16L15 34L16 33H14L12 30H14L13 28H11L10 29V26H9V24H8V29H9V31L11 30L13 33H14V37L16 36L17 38H14L13 39V37H11L9 34L10 33H12L11 31L9 32V34H6L5 33V35L7 36H10L11 37V39H10V37H8L9 38V40H10V43L9 42H6L7 41V37L5 36V37H3V40L1 39L0 40V43H3V45L4 46H6L5 45V43H4V38H6V43H8L9 44V46L11 45V48H13V49H11V48H9V46L7 45L6 47L7 48H9V49H7L6 47V49H3V55H4V51H7V53H6V55H7V57H10L11 56V58H13V54L12 55H9V52H11V50H12V52H15L16 50H17V52H19V51H22V53H24V54H22V56H23V58L27 55V57L28 56H30L29 58H28V62L26 61L27 60V57H25L24 58V60H22L21 61V59H23L22 57L21 58H18V60H20L21 61V63L23 62L24 64H23V66H25V62H26V65L29 67H27V70H24V68H23V66L21 65V63L19 64L18 63V65H21L22 67L21 68H19V67H15V66H13L12 64L14 63L15 64V61H16V59L14 60V62L13 61H11L12 59H10V58H7L6 57V55H5V58H7L8 60H7V62H9V59H10V61L11 62H9V64H7V66H6V64H1L0 66H1V68H2V66L4 67V65H5V67L4 68H6V67H8V65H9V67L12 65L13 66V68H14V71L16 70V72L18 73L19 71H21V72H25V73H22L21 75L20 74H17V77H14V79H12L13 77L12 76H14L15 74V72L13 71V69H12V71L14 72H12L11 71V67H10V69H9V71H11L13 74H11V72H7L8 71V68H7V71H3V69L1 70V72L3 71V75H4V72L6 73H8L9 75L11 74L12 76H10L9 78L10 79H12V80H8V81H6V79L8 78V75H7V73H6V75H5V79H1V77L3 78V76H2V74H1V72H0V74H1V76H0V79H1V81L2 80H5L6 82H4L5 84H3V85H1V81H0V86H1V88H3L2 90H4V92L5 93H14V94H16V96H20L19 97V100L22 98V99H25L24 101H26L27 103L26 104H22V107H20L21 105V102H20V104H18L15 108H17L18 106V108H20L19 109V111L18 110H13V111H15V113L13 112V111H11L8 107H6V104H4L3 102H4V100L3 99H6V98H3V96H2V100H3V102H1L0 101V188L1 187H5L7 190L4 192V199H5V201L7 202H9L10 201V203L12 202V207H14V209L13 210H18L19 211V213L18 214H21V216H22V214L23 215H27L31 210H32V214H35L36 216L35 217H40V219H42L41 218V216L43 215V218H44V212H47L48 211V208H50L49 206L51 205V203H49L50 205H48L47 204V202H42V203H33L29 208H28V205H27V203L25 204L22 200V196H20L19 195V193H18V191H17V189L16 188H13V186H12V184L15 182L14 181V179H16V178H18L19 180H22V181H24V182H27V187H28V192L30 193V194H32V195H36L37 194V192L39 191V193L41 192V191H44L45 189V191H48L52 186H54V185H52V182H58L59 183V181H61V183L63 182V183H65V188L64 189H66L65 191H63L64 193H61V195H62V197L65 199V197L67 198L66 200H71V199H69V197H71L70 195H73V196H76L77 198H79V197H82V198H90L89 196H86L87 194V191L85 190V192L84 191H82L81 190V188H80V190H78V192H76V190H74V186H76L77 184L76 183H78V182H76L79 178H81V177H84V176H81L80 177V175H81V173H85L84 172V170H83V172L81 171V169H80V166L79 165H77L78 164V161H77V157H75V154L73 153V152H69V150L68 151H66L67 150V147H70L69 146V144L70 143H73L74 141H77L78 140V138H79V141L81 140V141H89V138H87V140H86V138H85V134H83V136L81 137V135L80 134H82L83 133V131L81 130V125H82V123L83 122H85V121H83V119L85 118V117H83V118H81V122L82 123H80L81 125H78L79 124V120L78 121H74V123H78L77 125L76 124H74L72 121H71V119L73 118H71L70 117V115L69 116H67L68 114H71V116H74L75 118H77L76 116H75V114H76V110L75 109H77L79 106H80V104L82 103V105H83V103H85V104H87V106L89 107V110H91V111H94L95 110V105H94V107H93V105L91 104V103H89L88 101L90 100L89 98V100L87 99V95L85 96V94H89V93H91V92H93V91H91V90H93L94 88V91L96 90V88L98 89V90H102L103 92H104V94H103V92H102V95H103V97L105 96V98H104V100H106L107 102V106H111V107H113V109H114V111H113V109H112V112L110 111V114H109V122L111 123L110 124V126L109 127H107L106 128V130L108 129V132L107 133H112V134H114L115 136L116 135H118V136H120V138H119V140L121 139L122 140V143H123V141L124 142H128V144L133 140L134 141V139H138L139 138V134H140V138L141 137H144L145 139L147 138V137H149V139L151 140V141H153L155 138H156V141L158 140V141H160V143H161V140L164 138V134L165 135H167L168 133H171V131L173 132V130H171V131H169V130H167L166 129V131H169V132H167V134H166V131L164 130V129H162V131H161V127H158V126H160L159 125V123H156V124H158V125H154L155 123H153L150 119H147L146 118V114L147 115H149V113H154V114H156L157 116L156 117H158V119L160 118L161 120H162V123H164L163 121L165 120L166 122H167V124L169 125V124H172L171 122L169 123V121H170V119L167 117V114H168V111H169V106H167L166 104H167V102L165 101V100H167V99H163L162 98V95H161V97H160V95H158L157 93H154V92H156V89H154V86L155 87H157V85H154V84H156V80H154L155 79V77H157V76H155V74L159 71V70H161L162 68H163V66H162V64H161V62H160V64L158 63V62H156V60H155V62L154 61H152V60H154V59H151L152 57H150V59H151V61H149V60H145V61H143V62H141L140 63V68H139V66L137 67V65L136 64H139V63H135V61L134 60H136L135 59V57H133V51H132V49L133 48H135V47H133V48H131L130 50H129V48H130V45H128V49H127V51L126 52H128L126 55H125V57L123 58V60H122V58H121V60L123 61L122 63H123V69L125 70V78H124V80H123V78H118V77H116L115 78V76H114V78L112 79L111 77H109V78H111L112 80H108L109 78H107V76H110L111 74H115V72H114V68H112V67H110L111 65H109V64H111V62L110 63H108L109 61H110V59H109V61L107 62V65L105 66V63L103 64V62L101 63L100 62V60L102 59V56L106 53V48H105V50H104V52L102 53H100V51L102 50L103 51V49H101L100 50V48H99V51H98V49H97V51H98V53L99 54H96L97 53V51H95L96 53H94L93 51H91V50H88V47H86V39L84 40V36L82 35V37H80V39L79 38H76L75 40H73V38H72V33H71V31L70 30H73L74 28L72 27V22H71V24H70V22H69V24L71 25V28H73V29H70L69 28V26L70 25H68V23H67V21H66ZM78 24V23H77ZM140 24V23H139ZM164 24L165 23H163V26H164ZM189 24V23H188ZM187 24V25H188ZM239 24V23H238ZM4 25H7V23L6 24H4ZM16 25V24H15ZM42 25V24H41ZM61 25V24H60ZM63 25H65V24H63ZM62 25V26H63ZM141 25V24H140ZM160 25H161V23H160ZM166 25V24H165ZM187 25H185V31H188V27H189V25L187 26ZM191 25V24H190ZM196 25V24H195ZM2 26V25H1ZM17 26V25H16ZM21 26V25H20ZM25 26V25H24ZM29 26V25H28ZM32 26V25H31ZM49 26V25H48ZM47 26V27H48ZM54 26V27H55ZM182 26V25H181ZM205 26V25H204ZM257 26H258V28H257ZM76 27V26H75ZM90 27H92L91 29H90ZM108 27V28H107ZM179 27H180V25H179ZM217 27V26H216ZM235 27V26H234ZM3 28H4V26H3ZM6 28V27H5ZM60 28V27H59ZM65 28V29H64ZM82 28H84V27H82ZM81 28V30H83ZM167 28V27H166ZM166 28H165V30H166ZM193 28V27H192ZM191 28V29H192ZM195 28V27H194ZM211 28V27H210ZM232 28V27H231ZM230 28V29H231ZM258 30H256V29ZM1 29H2V27H1ZM8 29H7V31H8ZM15 29H16V27H15ZM18 30H19V27L17 28ZM16 29V30H17ZM22 29V28H21ZM28 29V28H27ZM45 29V28H44ZM50 29V28H49ZM70 29V30H69ZM75 29H77V28H75ZM74 29V30H75ZM101 29V30H100ZM112 29V28H111ZM150 29V28H149ZM157 29V28H156ZM208 29V28H207ZM16 30H14V31H16ZM18 30H17V32H18ZM25 30V29H24ZM33 30V29H32ZM36 30H37V27H36ZM46 30H47V28H46ZM106 30V31H107ZM114 30V29H113ZM117 30V29H116ZM164 30V31H165ZM178 30V29H177ZM176 30V31H177ZM235 30V29H234ZM255 30V31H254ZM3 32H4V30H2ZM6 31V30H5ZM6 31V32H7ZM31 31V30H30ZM53 31V32H54ZM106 31H104V32H106ZM153 31V30H152ZM184 31V32H185ZM190 31V30H189ZM192 31H194V30H192ZM236 31H237V29H236ZM235 31V32H236ZM239 31V30H238ZM253 31H254V34H257V33H255V32H259L260 33V36H258V42H255V43H257V44H253V42L254 41H256L257 39L255 38V35H254V41L250 38V36L251 37H253ZM1 32V31H0ZM28 32V31H27ZM33 32V31H32ZM32 32L30 33L31 35H27L26 33H25V35H24V37L25 38H27L26 37V35L28 36V41L27 42H25L24 43V46H23V48L26 46V49H27V52H28V49H30L31 50V52H32V49H31V47L33 46V44L34 43H36V41L37 40H39L38 38L40 37H32L33 35H34V33H33V35H32ZM54 32V33H55ZM74 32V31H73ZM80 32V31H79ZM85 32V31H84ZM101 32H99V33H97V32H92V33H96V35L97 34H99V35H97V36H99V37H102L101 35H103V33L101 34ZM195 32V31H194ZM200 32V31H199ZM224 32V31H223ZM12 33V34H13ZM74 33H76V32H74ZM78 33V32H77ZM85 33V34H86ZM155 33V32H154ZM167 33V32H166ZM178 33H179V31H178ZM190 33H191V31H190ZM212 32H210V34H211ZM233 33V32H232ZM3 34V33H2ZM40 34V33H39ZM46 34V33H45ZM51 34V33H50ZM72 34V35H71ZM115 34V33H114ZM169 34V33H168ZM196 34V33H195ZM202 34V33H201ZM235 34V33H234ZM35 35H38V34H36V32H35ZM41 35V34H40ZM77 35V34H76ZM92 35V34H91ZM96 35H93V36H91L92 38H93V41L94 40H97V42L99 41L98 39H94V38H96L97 36ZM107 35V34H106ZM108 35H109V33H108ZM130 35H131V32H130ZM187 35V34H186ZM199 35V34H198ZM203 35V34H202ZM243 35V34H242ZM259 35V34H258ZM32 38H31V37ZM74 36H75V34H74ZM79 36V35H78ZM96 36V37H95ZM105 36V35H104ZM125 36V35H124ZM171 36V35H170ZM185 36V35H184ZM190 36V35H189ZM188 36V37H189ZM42 37H44V36H42ZM51 37V36H50ZM86 37V36H85ZM88 37V36H87ZM98 37V38H99ZM107 37V36H106ZM105 37V38H106ZM112 37V36H111ZM120 37V36H119ZM134 37V36H133ZM180 37H183V36H180ZM215 37V36H214ZM1 38V37H0ZM41 38V37H40ZM45 38V37H44ZM49 38V37H48ZM52 38V39H53ZM92 38H90V36L88 37V40L89 39H91L92 40ZM104 38V39H105ZM125 39H128V38H126V37H124ZM129 38H130V36H129ZM132 38V37H131ZM163 38V37H162ZM192 38V37H191ZM195 38V36L193 35V38L192 39H194ZM203 38V37H202ZM216 38H218V37H216ZM15 39H17V40H15ZM36 39V40H35ZM41 39H43V38H41ZM121 39V38H120ZM144 39V38H143ZM166 39V38H165ZM200 39V38H199ZM205 39H207L206 38V36H205ZM8 40V41H9ZM49 40V39H48ZM73 40V43L71 42ZM116 40H117V38H116ZM157 40V41H156ZM41 41V40H40ZM90 41V40H89ZM126 41V40H125ZM128 41V40H127ZM130 41V40H129ZM134 41V43H135V40H133ZM140 41V40H139ZM167 41V40H166ZM171 41V40H170ZM169 41V42H170ZM184 41V40H183ZM190 41V40H189ZM188 41V42H189ZM206 41V40H205ZM221 41H224V40H221ZM226 41V40H225ZM18 42V43H17ZM38 42V41H37ZM46 42V41H45ZM50 42V41H49ZM50 42V43H51ZM92 42V41H91ZM100 42H102V40H100ZM107 42V41H106ZM119 42H121V40L119 41ZM123 42V41H122ZM121 42V43H122ZM141 42H142V40H141ZM162 42V41H161ZM177 42V41H176ZM196 42V41H195ZM199 42V41H198ZM197 42V43H198ZM203 42V41H202ZM210 42V41H209ZM249 42V43H248ZM22 43V42H21ZM39 43V42H38ZM46 43H48V41L46 42ZM49 43V44H50ZM114 43V42H113ZM126 43V42H125ZM132 43V42H131ZM179 43V42H178ZM211 43V42H210ZM27 44V45H26ZM44 44V43H43ZM69 44H71L72 46L70 47L69 46V48H68V50H67V46L69 45ZM98 44V43H97ZM101 44V43H100ZM100 44H98V46H100ZM118 44V42H116L115 41V43H114V45H113V47H111L110 48V50L111 49H114V48H118L120 45H117ZM160 43H158V45H159ZM162 44H164L163 42H162ZM161 44V45H162ZM190 44V43H189ZM1 45V44H0ZM12 45H13V47H12ZM21 45V44H20ZM29 45V47H27ZM46 45H48V44H46ZM65 45H67V46H65ZM157 45V46H158ZM173 45V44H172ZM196 45V43L194 44V46ZM4 46H2V48L4 47ZM37 46H38V44L36 45V46H33V49H34V47H36L35 48V54H37V50L36 49H39V48H37ZM90 46H91V44H90ZM102 46H103V43H102ZM105 46V45H104ZM107 46V45H106ZM105 46V47H106ZM118 46V47H117ZM136 46V45H135ZM138 46V45H137ZM184 46V45H183ZM193 46V47H194ZM218 46V45H217ZM220 46V45H219ZM21 49V50H19V48ZM78 47L79 48H81V49H78ZM92 47V46H91ZM90 47V48H91ZM95 49H96V44H95ZM109 47V46H108ZM138 47H141V46H138ZM161 47V46H160ZM192 47V48H193ZM199 47V46H198ZM241 47V46H240ZM243 47V46H242ZM1 48V47H0ZM15 48H18V49H16L15 50ZM48 48H50L49 46H48ZM65 48H66V50H65ZM120 48V47H119ZM118 48V49H119ZM221 48V47H220ZM229 48H230V46H229ZM233 48V47H232ZM243 48H245V47H243ZM70 49H71V51L73 52V55H68V53H69V51H70ZM94 49V50H95ZM120 49H122V48H120ZM126 49V48H125ZM169 49V48H168ZM185 49V48H184ZM197 49V48H196ZM8 50H10V51H8ZM109 49L107 50V52L108 51H110ZM115 50V49H114ZM134 50V49H133ZM151 50V49H150ZM180 50V49H179ZM195 50V49H194ZM200 50V49H199ZM207 50V49H206ZM231 50V49H230ZM2 51V50H1ZM34 51V50H33ZM37 51V52H36ZM113 51V50H112ZM111 51V52H112ZM132 51V52H131ZM135 51V50H134ZM137 51H139V50H137ZM144 51V50H143ZM167 51V50H166ZM173 51V50H172ZM218 51H219V49H218ZM222 51V50H221ZM235 51V50H234ZM30 52V51H29ZM41 52H43V49H42V51ZM124 52H125V50H124ZM150 52V51H149ZM148 52V53H149ZM158 52V51H157ZM196 52V51H195ZM202 52H203V50H202ZM228 52V51H227ZM226 52V53H227ZM2 53V52H1ZM33 54H34V52H32ZM151 53V52H150ZM155 53V52H154ZM168 53V52H167ZM181 53V52H180ZM186 53V52H185ZM200 53V52H199ZM211 53V52H210ZM219 53V52H218ZM15 54H17L16 52H15ZM100 54H102V55H100ZM112 54H114L113 52H112ZM158 54H162V53H159L158 52ZM179 54V53H178ZM230 54V53H229ZM20 55H21V52L19 53V55L17 54V55H15V56H18V57H20ZM99 55L101 56L100 58V60H99ZM106 55V54H105ZM104 55V56H105ZM155 55V54H154ZM167 55H169V54H167ZM209 55H211V54H209ZM2 56V55H1ZM35 56V55H34ZM107 56H109V55H106L105 56V58L104 59H106V57ZM123 56V55H122ZM158 56H160V55H158ZM196 56V55H195ZM200 56V55H199ZM204 56V55H203ZM221 56V55H220ZM3 57L4 56H2L1 58L2 59H0V62L2 63V61L5 59H3ZM37 57V56H36ZM36 57H34L33 59L36 61L37 59H36ZM41 57V56H40ZM71 57V58H70ZM178 57V56H177ZM186 57V56H185ZM197 57V56H196ZM219 57V56H218ZM225 57V56H224ZM17 58V57H16ZM73 58V59H72ZM142 58V57H141ZM181 58H183V57H181ZM213 58V57H212ZM231 58V57H230ZM14 59V58H13ZM71 59H72V61H71ZM158 59H160L159 57H158ZM163 59V58H162ZM168 59H170L169 57H168ZM209 59H211V58H209ZM215 59V58H214ZM2 60V61H1ZM18 60L16 61V64L15 65H17V62H18ZM171 60H173L174 61V59L172 58ZM242 60V59H241ZM102 61H103V59H102ZM197 61V60H196ZM211 61V60H210ZM213 61V60H212ZM13 62V63H12ZM32 62L34 63V65H35V63L36 62H34L33 60H32ZM186 62V61H185ZM6 63V62H5ZM10 63H11V65H10ZM27 63H29V64H27ZM39 63V62H38ZM75 63V64H74ZM162 63H163V61H162ZM215 63V62H214ZM37 64V63H36ZM74 65V67L75 66H78V69H80V70H83L84 71V74H85V79L83 80L82 79V83L83 84H81L79 87L77 86V88L75 89H72V90H64V89H62L61 88V85L63 84V82H66L68 79L70 80V77H72V76H68V75H72L74 72L72 71V70H74L75 71V69H74V67L72 68L71 67V65ZM164 65H165V63H163ZM167 64V63H166ZM174 64V63H173ZM212 64V63H211ZM72 65V66H73ZM122 65V64H121ZM169 65V64H168ZM239 65V64H238ZM184 67V66H183ZM216 67V66H215ZM19 68V70H17V69ZM23 68V69H22ZM121 68V67H120ZM29 69V70H28ZM35 69V68H34ZM39 69V68H38ZM56 69H58L59 70V75H60V78L59 79H53V77H51V75L50 74H52L53 73V71L54 70H56ZM77 69V68H76ZM122 69V68H121ZM6 70V69H5ZM155 72H154V71ZM120 71H122V70H120ZM183 71V70H182ZM20 72V73H21ZM55 72V71H54ZM76 72V71H75ZM152 72H154V73H152ZM163 72H165V71H163ZM124 73V72H123ZM192 73V72H191ZM54 74V73H53ZM75 74V73H74ZM80 74V73H79ZM83 74V73H82ZM81 74V75H82ZM110 74V75H109ZM151 74V75H150ZM157 74H159V73H157ZM165 74H167V73H165ZM57 75V74H56ZM124 75V74H123ZM219 75V74H218ZM16 76V75H15ZM74 76V75H73ZM7 77V78H6ZM12 77V78H11ZM82 77V76H81ZM74 79H75V76H74ZM73 81V80H72ZM71 81V82H72ZM84 81V82H83ZM128 82V83H130L131 85L130 86H133V87H135V88H137V94L140 96V98H138V103L139 104H135L134 103V101L136 100V96H134L135 97V99H134V97H129V98H132V100L131 101H133L132 103L133 104H135L136 106L134 107L133 106V108L132 109H130L129 107V105L126 107L125 105V108L124 109H122V111H119L118 112V110H117V112L118 113H116L115 112V108H116V106H118V103H121V101L122 100H120V97H121V91L123 90H121V88H123V85H125L123 82ZM244 81H245V79H244ZM2 82V83H3ZM70 82V81H69ZM69 82H67V84L69 83ZM70 82V83H71ZM245 83V82H244ZM65 84V83H64ZM257 84V86L255 87V85ZM2 86H4V87H2ZM64 86V85H63ZM74 87H75V85H74ZM125 87V86H124ZM132 87V88H133ZM64 88V87H63ZM131 88V87H130ZM67 89V88H66ZM134 89V88H133ZM98 90H97V92H98ZM155 90V91H154ZM254 90V91H253ZM91 91V92H90ZM124 91V90H123ZM127 92H128V89L126 90ZM2 92L3 91H1V93L0 94H2ZM4 92H3V94H4ZM42 92H44L45 94H46V98H45V101L42 103V107H41V105L39 106V104H41L40 103V101L41 100H39V98H37V97H35L37 94H39V93H42ZM132 92V91H131ZM136 92V91H135ZM18 94V95H17ZM44 94V95H45ZM101 94V93H100ZM122 94H123V92H122ZM130 94V93H129ZM128 94V95H129ZM132 94V93H131ZM7 96H9L8 94H6ZM5 95V97H7ZM13 95V94H12ZM43 95V96H44ZM93 95V94H92ZM97 95V94H96ZM95 95V96H96ZM99 95V94H98ZM246 95V94H245ZM250 96V94H247L246 95V97L247 96ZM43 96H40L39 95V97H41V99H42V97ZM89 96H90V94H89ZM131 96V95H130ZM248 96V97H249ZM254 96H256V95H254ZM253 96V97H254ZM12 97V96H11ZM15 96L13 95V97L12 98H14ZM123 97V96H122ZM127 96H124V98H126V99H129ZM252 97V96H251ZM1 98V97H0ZM37 99L36 101H38V103H36V104H34L36 101H35V99ZM90 98H93V97H90ZM95 98H97V97H95ZM100 98V97H99ZM123 98V99H124ZM147 98V99H146ZM256 98H257V96H256ZM14 99H17L16 97L14 98ZM32 99H34V100H32ZM77 99H79L78 101H75V100H77ZM163 99V100H162ZM189 99V98H188ZM248 99V98H247ZM253 99V98H252ZM6 100H8L9 101V98L8 99H6ZM10 100L12 101L13 99H11L10 98ZM44 99H42V101H43ZM88 100V101H87ZM103 100V101H104ZM120 100V101H119ZM251 100V99H250ZM21 101V100H20ZM23 101V100H22ZM32 101H35L34 103L32 102ZM79 101H81V103L80 104H77V102H79ZM91 101H92V99H91ZM124 101H125V103L127 102L125 99H124ZM129 101V100H128ZM137 101V100H136ZM161 101H163V102H161ZM253 101V100H252ZM256 101V100H255ZM258 101V100H257ZM15 102H16V100H15ZM14 102V103H15ZM17 102H18V100H17ZM102 102V101H101ZM12 103V102H11ZM10 103V104H11ZM13 103V104H14ZM19 103V102H18ZM24 103V102H23ZM77 105H79V106H76V104ZM104 103V102H103ZM131 103V104H132ZM249 102H247V104H248ZM256 103V104H257ZM9 104V105H10ZM17 103H15V105H16ZM37 104H38V106H37ZM70 104V105H69ZM75 105L76 107H73L72 109L70 108V106L71 105ZM84 104V105H85ZM95 104V103H94ZM130 104V105H131ZM81 105V106H82ZM98 106H99V103L97 104ZM172 105V104H171ZM250 105V104H249ZM255 105V106H254ZM13 106V105H12ZM86 106V105H85ZM85 106H82V108H83V110H84V107ZM86 106V108H88ZM121 106V105H120ZM119 106V107H120ZM132 106V105H131ZM184 106V105H183ZM11 107V106H10ZM97 107V106H96ZM102 107H103V105H102ZM105 107V106H104ZM110 107V108H111ZM122 107V106H121ZM252 107V106H251ZM13 108V107H12ZM17 108V109H18ZM50 108V110H52L53 109V111H54V115H53V118H52V122L51 123H48V122H46L45 120H44V113H46V111L48 110ZM70 108L71 109V112H69L70 111V109L68 110V109ZM82 108L80 107V109L78 108V110H79V112L80 111H83L82 110ZM109 108V109H110ZM207 108V107H206ZM117 109H118V107H117ZM121 109V108H120ZM130 109V110H129ZM67 110H68V114H67ZM75 111V113L74 112H72V111ZM86 110H88V109H86ZM86 110H84L83 112H84V114L86 113ZM88 110V111H89ZM103 110H104V108H103ZM111 110V109H110ZM96 111H98V108H96ZM246 111V110H245ZM79 112H77V114L79 113ZM101 112V111H100ZM106 112V111H105ZM113 112H115V113H113ZM248 112H246L247 114H248ZM47 113H48V111H47ZM74 113V115H72ZM82 113V112H81ZM81 113H79L80 115H81ZM87 113H89V114H87ZM86 114L87 115H90V112H87ZM97 113V112H96ZM95 113V114H96ZM106 113H109V112H106ZM245 113V114H246ZM83 113H82V115H84ZM97 114H99V113H97ZM96 114V115H97ZM153 114V115H154ZM173 114V113H172ZM80 115H78V117H80ZM92 115H93V112H92ZM106 115H108V114H106ZM170 115V114H169ZM254 115V116H255ZM44 116V117H43ZM98 116V115H97ZM97 116H96V118H97ZM249 116V117H250ZM257 116V117H258ZM169 117H171V116H169ZM68 118V119H67ZM71 118V119H70ZM75 118H74V120H75ZM105 118V117H104ZM169 119V121H168V119ZM188 118V117H187ZM78 119V118H77ZM88 119V117L85 119V120H87ZM167 119V120H166ZM248 119H250V118H248ZM65 120H67V122H66V124L70 121V122H72V124L69 122L68 124H71L74 128L71 130V128H69V127H72V126H69L68 128H66V124H65ZM102 120V119H101ZM105 120V119H104ZM161 120H159L160 122H161ZM182 120V119H181ZM88 121V120H87ZM86 121V122H87ZM103 121V120H102ZM171 121H172V118H171ZM245 121V120H244ZM105 122H107V121H105ZM158 122V121H157ZM166 122L164 123V125L165 126H167L166 125ZM127 123H129V125L127 124ZM152 123H153V125H152ZM183 123V122H182ZM84 124V123H83ZM99 124V123H98ZM103 124H104V121H103ZM75 125V126H74ZM86 125V124H85ZM102 125V124H101ZM100 124L98 125V127L97 128H99L100 129V126H101ZM199 125V124H198ZM83 126V125H82ZM103 126V125H102ZM101 126V129H103L104 127H106V124H105V126L104 127H102ZM168 127V126H167ZM181 127V126H180ZM219 127V126H218ZM256 127V126H255ZM82 128H85V126L84 127H82ZM95 128V130H96V126L94 127ZM162 128H163V125H162ZM105 129V128H104ZM160 129V130H159ZM173 129V128H172ZM176 129H178V126H177V128ZM192 129V128H191ZM247 129V128H246ZM57 130H59L58 132H57ZM78 130V131H77ZM84 131H85V129H83ZM91 129H89V128H87V130H86V132H88V131H90ZM105 130V131H106ZM160 131V134L161 133H163V134H161V135H158L159 133V131ZM175 130V129H174ZM183 130V128H181V131ZM245 130V129H244ZM53 131V133H55L56 132V137L57 138H55V139H53L52 141H50L49 139V141L50 142H48V140L45 142V141H43V139L41 140V138L39 139V140H37L36 141V137L38 136V134L41 132H52ZM81 131H82V133H81ZM92 131V130H91ZM103 132H104V130H102ZM110 131V132H109ZM178 131V130H177ZM180 131V132H181ZM93 132V131H92ZM95 132V131H94ZM102 132V133H103ZM165 132V133H164ZM23 133H26L24 136H27L26 138L22 135ZM185 133V132H184ZM89 135H90V138H91V134H90V132L88 133ZM174 134V133H173ZM178 134V133H177ZM182 134H183V132H182ZM51 135V134H50ZM54 135V134H53ZM78 136V138H77V136ZM144 135V136H143ZM156 135H158V136H156ZM169 135V134H168ZM167 135V136H168ZM179 135H181V134H179ZM24 138H23V137ZM74 136L76 137V138H74ZM93 136V135H92ZM96 136V135H95ZM105 136V135H104ZM145 136H147V137H145ZM160 136H162V137H160ZM170 136H171V134H170ZM97 137V136H96ZM95 137V140H97V138ZM112 137V136H111ZM136 137V138H135ZM152 137V138H151ZM153 137H154V139H153ZM160 137V138H159ZM169 137V136H168ZM85 138V139H84ZM140 138H139V140H140ZM158 138V139H157ZM94 139V138H93ZM161 139V140H160ZM166 139H168L169 140V138H166ZM171 139V138H170ZM46 140V139H45ZM118 140V139H117ZM116 140V141H117ZM148 140V139H147ZM165 140V139H164ZM164 140H162V141H164ZM87 141V143H88V146L87 145H85L86 146V148H84L83 147V149H86V150H88L89 151V149H87V148H91L92 150H90V152H91V154L92 153H95V149H97V146L99 145V144H97V146H96V144L94 143V141H92V140H90V141H92L93 143H89ZM114 141H115V139H114ZM145 141V140H144ZM157 141V142H158ZM97 142V141H96ZM119 142V141H118ZM121 142V141H120ZM119 142V143H120ZM166 142V141H165ZM172 142V141H171ZM178 142H179V140H178ZM78 143V142H77ZM147 143V142H146ZM159 143V142H158ZM164 143V142H163ZM68 144V146H66ZM84 144V143H83ZM90 144V145H89ZM125 144V143H124ZM123 144V145H124ZM127 144V143H126ZM134 144V143H133ZM149 144V143H148ZM162 144V143H161ZM167 144V143H166ZM175 144V143H174ZM164 145H165V143H164ZM171 145V144H170ZM131 146V145H130ZM141 146V145H140ZM139 146V147H140ZM169 146V145H168ZM177 146V145H176ZM119 147V146H118ZM138 147V146H137ZM172 147V146H171ZM171 147H168L169 149H171ZM175 147V146H174ZM252 147V146H251ZM167 148V149H168ZM69 149V148H68ZM117 149H119V148H117ZM122 149V148H121ZM124 149H125V147H124ZM159 149V148H158ZM177 149V148H176ZM175 149V150H176ZM80 150H82V149H80ZM85 150V151H86ZM98 150V149H97ZM140 150V149H139ZM145 150V149H144ZM161 150V149H160ZM163 150H164V152H162V154L164 155H162L163 157H165V155L166 156H169L171 153L173 154V152L175 151H173L172 150V152H171V150H170V154H169V152H167L168 154H164L165 152H166V150H165V147H163ZM178 150V149H177ZM190 150V149H189ZM87 151V152H88ZM100 151V150H99ZM124 151V150H123ZM126 151H127V149H126ZM162 151V150H161ZM79 152V151H78ZM80 152H83V151H80ZM86 152V153H87ZM98 152V151H97ZM125 152V151H124ZM131 152V151H130ZM258 152V151H257ZM126 153V152H125ZM136 153V152H135ZM141 153V152H140ZM159 153H160V151H159ZM85 154V153H84ZM88 154V153H87ZM87 154H86V156H87ZM90 154V153H89ZM97 154V161L99 162V161H101V157L99 158V156H98V154L99 153H96ZM183 154V153H182ZM239 154V153H238ZM79 155H80V153H79ZM93 155V154H92ZM95 155V154H94ZM120 155V154H119ZM138 155V154H137ZM141 155V154H140ZM143 155V154H142ZM152 155V154H151ZM77 156V155H76ZM82 156V155H81ZM80 156V157H81ZM86 156H84V157H86ZM89 156V155H88ZM134 156H136V154L134 155ZM134 156H133V160H134ZM139 156V155H138ZM159 156H161L160 154H158V157ZM172 156V155H171ZM95 158H96V155L94 156ZM141 157V156H140ZM143 157V156H142ZM83 158V157H82ZM81 158V159H82ZM128 158H131V157H128ZM144 158V157H143ZM148 158V157H147ZM146 158V159H147ZM176 158V157H175ZM41 160V161H44V162H46V164H42V163H39L38 162V160ZM62 159H63V161H62ZM90 159H91V155H90ZM94 159V158H93ZM99 159V160H98ZM107 159H109V158H107ZM160 159V158H159ZM168 159V158H167ZM250 159V158H249ZM260 159V158H259ZM110 160V159H109ZM109 160H107L108 162H110V163H108V165H109V167L111 166V164H112V160L111 161H109ZM156 160H158V159H156ZM161 160V159H160ZM191 160V159H190ZM254 160V159H253ZM96 161V162H97ZM102 161H103V159H102ZM121 161V160H120ZM128 161V160H127ZM145 161V160H144ZM143 161V162H144ZM255 161H256V158H255ZM261 161V160H260ZM90 162H91V160H90ZM96 162H94V164H92V165H94L95 166V163ZM142 162V161H141ZM257 162V161H256ZM77 163V164H76ZM100 163V162H99ZM103 163V162H102ZM101 163V164H102ZM105 163H106V161H105ZM114 163V162H113ZM136 163V162H135ZM134 163V164H135ZM138 163V162H137ZM252 163H253V165L255 164V162H253L252 161ZM81 164V163H80ZM127 164H128V162H127ZM147 164H149V163H147ZM147 164H145L146 166H147ZM195 164V163H194ZM197 164V163H196ZM78 166V169L77 168H75L76 166ZM105 165H107V163L105 164ZM116 165H119V164H116ZM145 165H143V166H145ZM150 165V164H149ZM249 166L251 165V164H248ZM256 165V164H255ZM134 166V165H133ZM96 167H97V165H96ZM104 167V166H103ZM120 167V166H119ZM127 166H125V168H126ZM130 167V166H129ZM174 167V166H173ZM192 167H194V166H192ZM47 168H50L51 170H53L54 172H53V176H52V178L51 179H49V178H47V177H45L42 181H46V182H48L47 184H45V185H41V184H39V181H41V179H38L37 177H36V175L34 174V175H32L33 174V172L34 171H36V170H46ZM105 168H108V167H105ZM122 169H123V167H121ZM131 168V167H130ZM145 168V167H144ZM148 168V167H147ZM179 168V167H178ZM210 168V167H209ZM245 168V167H244ZM80 169V170H79ZM138 169V168H137ZM136 169V170H137ZM153 169V168H152ZM50 170V171H51ZM96 170V169H95ZM108 170V169H107ZM127 170V169H126ZM47 171V170H46ZM49 171V172H50ZM78 171H80V172H78ZM98 171V170H97ZM123 171V170H122ZM151 171V170H150ZM176 171V170H175ZM251 171V170H250ZM93 172H94V170H93ZM134 172H136L135 170H134ZM174 171H172V173H173ZM193 172H195V171H193ZM239 172V171H238ZM89 173V172H88ZM175 173V172H174ZM197 173V172H196ZM205 173V172H204ZM117 173H115V174H112L113 175V177H114V175L116 176V178H117V176L118 175H116ZM146 174V173H145ZM153 174V173H152ZM178 173H176V175H177ZM186 174H187V172H186ZM200 174V173H199ZM211 174V173H210ZM209 174V175H210ZM91 175V174H90ZM97 175V174H96ZM107 175H109V176H107V178H104V179H102V180H100V182L99 183H97V180L95 181V184L97 183V185H98V187L97 188H99L100 187V189H98V190H100V191H102L103 190V187H106V188H110L109 186H110V182H114V181H117V179L115 180V178H112L113 180L111 181V178H110V176H112L111 175V173L110 174H107ZM120 175V174H119ZM126 175H129V174H127L126 173ZM143 175V174H142ZM154 175V174H153ZM161 176H162V173L160 174ZM197 175H198V173H197ZM201 175H203V174H201ZM79 176V177H78ZM93 176H95V174H92L91 175V177H90V179H93ZM106 176V175H105ZM141 176V175H140ZM144 176V175H143ZM160 176V177H161ZM180 176V175H179ZM184 175H182V177H183ZM196 176V175H195ZM217 176V175H216ZM216 176H214V177H216ZM96 177V176H95ZM95 177H94V179H95ZM103 177H104V175H103ZM163 178H162V181H163V179H164V175L162 176ZM178 177V176H177ZM176 177V178H177ZM185 177V176H184ZM187 177V176H186ZM190 177V176H189ZM188 177V178H189ZM88 178V177H87ZM101 179V177H98L97 179ZM109 178V179H108ZM118 178H119V176H118ZM130 178H132V175L130 176ZM129 178V179H130ZM137 178V177H136ZM159 178V177H158ZM175 178V179H176ZM181 178V177H180ZM200 178V177H199ZM205 178V177H204ZM217 178H219V176L217 177ZM47 179V180H46ZM83 178H81L80 180H82ZM84 179H86L85 177H84ZM119 179H121V178H119ZM141 179H142V177H141ZM165 179H166V177H165ZM164 179V180H165ZM184 179V178H183ZM195 179V178H194ZM201 179H203L202 177H201ZM244 179H245V177H244ZM17 180V179H16ZM138 180H139V178H138ZM144 180V179H143ZM161 180V179H160ZM205 180V179H204ZM213 180V179H212ZM222 179H220V181H221ZM14 181V182H13ZM79 181V180H78ZM131 181V180H130ZM140 181V180H139ZM167 181L168 180H166V183H167ZM84 182V181H83ZM119 182V181H118ZM135 182H138V181H135ZM135 182H133L132 184H137V183H135ZM165 181H163V183H164ZM169 182V181H168ZM177 182V181H176ZM201 182H202V180H201ZM205 182V181H204ZM248 182V181H247ZM12 183V184H11ZM80 183V182H79ZM118 184L117 182H114V184L113 185H111L112 186V188L113 187H115L114 185H116V184ZM120 183V182H119ZM143 183V182H142ZM166 183L164 184V185H166ZM190 183V182H189ZM192 183V182H191ZM214 183V182H213ZM51 184V185H50ZM76 184V185H75ZM177 184H179V183H177ZM176 184V185H177ZM197 184V183H196ZM207 184V183H206ZM221 184V183H220ZM226 184V183H225ZM224 184V185H225ZM234 184V183H233ZM11 185V186H10ZM56 185H57V183H56ZM86 185V183L84 184V186ZM93 185V184H92ZM122 185V184H121ZM124 185V184H123ZM129 184L127 183V186L126 187H128V188H126V192H127V190L128 191H130L129 193L131 194L132 193V189L134 188L133 186H132V188H131V186H128ZM83 186V183H82V185H81V187H84ZM87 186V185H86ZM95 186V185H94ZM116 186H118V185H116ZM137 186V185H136ZM136 186H135V192H137V191H139V190H141L142 191V189H141V187L140 186H137L138 188H136ZM142 186V185H141ZM144 186V185H143ZM179 186V185H178ZM229 186V185H228ZM56 187V186H55ZM63 187V186H62ZM78 188H79V184H78V186H77ZM122 187V186H121ZM124 187H125V185H124ZM124 187H122L123 189H124ZM183 187V186H182ZM185 187V186H184ZM187 187V186H186ZM190 187V186H189ZM188 187V188H189ZM193 187V186H192ZM195 187V186H194ZM226 187V186H225ZM85 188V187H84ZM131 188V189H130ZM196 189H197V185H196V187H195ZM194 188V189H195ZM201 188V187H200ZM214 188V187H213ZM216 188V187H215ZM219 188V187H218ZM222 188H224V187H222ZM39 189H42V190H39ZM54 187H53V191H54ZM87 189V188H86ZM102 189V190H101ZM108 189H106V191H108ZM122 189V190H123ZM133 189V190H134ZM138 189V190H137ZM152 189H154V188H152ZM179 189H180V187H179ZM193 189V188H192ZM38 190V191H37ZM51 191H52V189H50ZM110 190H111V188H110ZM118 190V189H117ZM155 190V189H154ZM157 190V189H156ZM155 190V191H156ZM189 190H190V188H189ZM226 191H227V189H225ZM230 190V189H229ZM37 191V192H36ZM81 191L82 192H84V193H81ZM100 191H98V193H100V194H102ZM140 191V192H141ZM144 191H146V190H144ZM196 191V190H195ZM205 191V190H204ZM220 190H218V192H219ZM225 191V192H226ZM103 192V191H102ZM104 192H105V189H104ZM103 192V193H104ZM124 192V193H123ZM123 194L119 191V192H117V193H120V194H116V195H119V196H122V195H124V197H125V190H123ZM134 192V194H136ZM139 192V193H140ZM143 192V191H142ZM147 192V191H146ZM161 192V191H160ZM186 192H187V190H186ZM192 192V191H191ZM190 192V193H191ZM214 192H216V191H214ZM221 192H223V190H221L220 191V193ZM54 193H55V191H54ZM108 193V192H107ZM156 193H157V191H156ZM200 193V192H199ZM203 193V192H202ZM217 193V192H216ZM229 193V192H228ZM91 194H92V192H91ZM127 194V193H126ZM141 194V193H140ZM139 194V195H140ZM162 194V193H161ZM194 194V193H193ZM113 195H114V192H113ZM112 195V196H113ZM137 195V194H136ZM163 195V194H162ZM183 195V194H182ZM181 195V196H182ZM188 195V194H187ZM220 195V194H219ZM54 196V195H53ZM96 196V195H95ZM95 196H94V199H96L95 198ZM103 196V195H102ZM128 197L130 196V195H127ZM132 196V195H131ZM160 196V195H159ZM170 196V195H169ZM189 196V195H188ZM194 197H195V195H193ZM203 196V195H202ZM51 197H52V195H51ZM51 197L49 198V199H51ZM97 197V196H96ZM100 197V196H99ZM140 197V196H139ZM178 197H180V195L178 196ZM217 197V196H216ZM53 198V197H52ZM56 198V197H55ZM59 198V197H58ZM105 198H107V197H105ZM112 198H116V196L115 197H112ZM131 198V197H130ZM182 198V197H181ZM191 198V197H190ZM196 198V197H195ZM210 198V197H209ZM61 199V198H60ZM63 199V200H64ZM92 199V198H91ZM90 199V200H91ZM119 199V198H118ZM177 199V198H176ZM186 199V198H185ZM184 199V200H185ZM227 199V198H226ZM234 199V198H233ZM88 200V199H87ZM129 200H131V199H129ZM128 200V201H129ZM139 200V199H138ZM183 200V199H182ZM192 200H194V199H192ZM198 200V199H197ZM220 200V199H219ZM259 200V199H258ZM50 201V200H49ZM48 201V202H49ZM72 201V200H71ZM91 201H93V200H91ZM95 202L97 201V200H94ZM94 201H93V204L91 205V206H93L95 203H94ZM103 201H105V200H103ZM123 201V200H122ZM127 201V200H126ZM144 201H146V200H144ZM149 201V200H148ZM189 201V200H188ZM195 201V200H194ZM218 201V200H217ZM85 202H87V201H85ZM89 202V201H88ZM98 202V201H97ZM96 202V203H97ZM100 202V201H99ZM130 202V201H129ZM186 202V201H185ZM201 202V201H200ZM200 202L198 203V202H196V203H198V204H200ZM222 202H224V201H222ZM231 202V201H230ZM65 203H67V202H65ZM106 203V202H105ZM114 203V202H113ZM146 203V202H145ZM182 203H184L183 201H182ZM188 203V202H187ZM192 203H194L193 201H192ZM196 203H195V205H196ZM221 203V202H220ZM260 203H264V198L262 199V201L260 202ZM29 204H30V202H29ZM76 204V203H75ZM98 204V203H97ZM120 204V203H119ZM126 205L128 204V203H125ZM132 204V203H131ZM198 204L196 205V206H198ZM222 204V203H221ZM27 205V206H26ZM72 204L70 203V206H71ZM106 205V204H105ZM104 205V208L105 207H107V206H105ZM110 205V204H109ZM129 205V204H128ZM170 205V204H169ZM182 205V204H181ZM190 205V204H189ZM54 206V205H53ZM62 206V205H61ZM69 206V208H71ZM167 206H168V203H167ZM182 206H184V205H182ZM201 206V205H200ZM264 206V205H263ZM56 207H58V206H56ZM65 208H66V206H64ZM64 207H62V208H64ZM73 207H74V204H73ZM95 207H97V205H95L94 206V209H95ZM109 207V206H108ZM107 207V208H108ZM121 207V206H120ZM138 207V206H137ZM137 207L135 208V209H137ZM165 207V206H164ZM195 207V206H194ZM203 207V206H202ZM28 208L29 210H26V209ZM81 208V207H80ZM102 208V207H101ZM101 208H99V210H101ZM106 208V209H107ZM116 209H117V207H115ZM134 208V207H133ZM55 209V208H54ZM72 209V208H71ZM110 209V208H109ZM113 209H114V207H113ZM116 209H115V212H116ZM121 209V208H120ZM150 209V208H149ZM197 209V208H196ZM200 209H201V207H200ZM25 210L26 211H29V212H26L25 213ZM50 210H51V208H50ZM56 210V209H55ZM59 210V209H58ZM62 210V209H61ZM76 210V209H75ZM79 210V209H78ZM123 210V209H122ZM138 210V209H137ZM146 210H148V209H146ZM151 210V209H150ZM195 210V209H194ZM233 210V209H232ZM72 211V210H71ZM70 211V212H71ZM95 211H97V212H101V211H98V209L96 210L95 209ZM109 211V210H108ZM128 211V210H127ZM143 211V210H142ZM196 211V210H195ZM25 214H24V213ZM56 212V211H55ZM60 212V211H59ZM63 212V211H62ZM96 212V213H97ZM102 212H104L103 210H102ZM136 212V211H135ZM141 212V211H140ZM140 212H139V215H140ZM144 212H145V210H144ZM222 212V211H221ZM47 213H50V212H47ZM57 213V212H56ZM61 213V212H60ZM107 213V212H106ZM105 213V214H106ZM110 213V212H109ZM108 213V214H109ZM119 213H121V211H119ZM151 213V212H150ZM201 213V212H200ZM251 213V212H250ZM255 213V212H254ZM253 213V214H254ZM30 214V213H29ZM79 214V213H78ZM111 214V213H110ZM109 214V215H110ZM117 214V213H116ZM130 214H131V212H130ZM26 215H25V217H26ZM48 215V214H47ZM64 215H66V214H64ZM72 215V214H71ZM91 215V214H90ZM92 215H93V213H92ZM97 215V214H96ZM113 215L115 216V214H114V212H113ZM123 214H121V216H122ZM144 215V214H143ZM142 215V216H143ZM52 216H53V214H52ZM62 216V215H61ZM76 216V215H75ZM129 216V215H128ZM131 216V215H130ZM141 216V215H140ZM38 217V218H39ZM46 217V216H45ZM65 217V216H64ZM82 217H85V216H82ZM98 217H99V215H98ZM98 217L96 216V218L98 219ZM104 217V216H103ZM116 217V216H115ZM135 217V216H134ZM133 217V218H134ZM145 217V216H144ZM216 217V216H215ZM219 217V216H218ZM29 218V217H28ZM52 218V217H51ZM74 218V217H73ZM102 218V217H101ZM113 218V217H112ZM126 218H127V216H126ZM131 218V217H130ZM136 218H138V217H136ZM135 218V219H136ZM151 218V217H150ZM149 218V219H150ZM27 219V218H26ZM83 219V218H82ZM100 219V218H99ZM103 219V218H102ZM104 219H105V217H104ZM116 219L117 218H115V222H118V221H116ZM122 219V218H121ZM129 219V218H128ZM154 219V218H153ZM31 220V219H30ZM30 220H27V222H30ZM62 220V219H61ZM93 220V219H92ZM113 220H114V218H113ZM118 220H120V219H118ZM127 220V219H126ZM40 220H38V222H39ZM52 221V220H51ZM58 221V220H57ZM80 221V220H79ZM101 221V220H100ZM128 221V220H127ZM137 221H139V220H137ZM148 221V220H147ZM26 222V221H25ZM44 222L46 223L47 221L46 220H44ZM49 222V221H48ZM87 222H88V220H87ZM86 222V223H87ZM93 223H94V221H92ZM122 222V221H121ZM152 222V221H151ZM23 223H24V221H23ZM43 223V222H42ZM42 223H37L38 224V227L37 226H33V227H29L30 229H32L34 232L37 230V228L38 229H40L39 228V226L40 225H42ZM77 223H79V222H77ZM86 223H84V224H86ZM96 223V222H95ZM94 223V224H95ZM129 223V222H128ZM162 223V222H161ZM22 224V223H21ZM50 224H52V223H47V224H44V227L42 226L41 228L43 229H45V230H47V229H49L48 231L50 232V233H48V235L47 236H49L48 238H50L49 240H48V242L46 243V245L44 246L43 245V247H44V252H42V254H44L45 256V258H46V255L48 256V255H52V256H54V257H60V258H62L63 256H65V254L68 252H66L65 253V249L66 248H68V246H69V240H66L64 237L63 238H61L60 236H58V234L56 235V234H53L54 233V231L55 230H57V229H55V228H52V225H50ZM56 224V223H55ZM88 224V223H87ZM97 225H98V222L96 223ZM104 224V223H103ZM108 224H109V222H108ZM159 224V223H158ZM249 224V223H248ZM26 225V224H25ZM31 225V224H30ZM30 225H27V227L28 226H30ZM34 225V224H33ZM48 225H49V227L51 226V228L52 229H54V231L53 230H50L51 228H48ZM57 225V224H56ZM102 224H100V226H101ZM111 225H112V223H111ZM111 225L109 226V227H111ZM132 225V224H131ZM148 225V224H147ZM32 226V225H31ZM46 226H47V229H46ZM92 226H93V224H92ZM102 226H104V225H102ZM102 226H101V228H102ZM107 226V225H106ZM26 227V228H27ZM35 227H36V229H35ZM58 227V226H57ZM61 227V226H60ZM72 227V226H71ZM119 227V226H118ZM211 227V226H210ZM68 228V227H67ZM98 227L96 226V229H97ZM106 228V227H105ZM42 229H40L41 231H43ZM92 229V228H91ZM99 229V228H98ZM114 229V228H113ZM124 229V232H126L125 231V228H123ZM25 230V229H24ZM28 230V229H27ZM39 230V231H40ZM65 230H68V229H65ZM111 230H112V228H111ZM215 230V229H214ZM29 231H31V230H28V233L27 234H29ZM32 231V233L34 234V232ZM40 231V232H41ZM64 231V230H63ZM105 231H107V230H105ZM120 231H122V230H120ZM146 231V230H145ZM27 232V231H26ZM45 232V231H44ZM111 232V231H110ZM142 232V231H141ZM32 233H31V235H32ZM36 233V232H35ZM47 233V232H46ZM57 233H59V230H58V232ZM60 233H63V232H61V229H60ZM99 233H101V232H99ZM133 233V232H132ZM136 233V232H135ZM138 233H140V232H138ZM156 233V232H155ZM187 233V232H186ZM202 233V232H201ZM37 234V233H36ZM41 234V233H40ZM50 234V235H49ZM72 234V233H71ZM93 234H94V232H93ZM103 234V233H102ZM112 234H114V233H112ZM126 234V233H125ZM157 234V233H156ZM155 234V235H156ZM165 233H163V235H164ZM239 234V233H238ZM70 235V234H69ZM78 235V234H77ZM80 235V234H79ZM78 235V236H79ZM90 235V234H89ZM96 235V234H95ZM107 235V234H106ZM118 235V234H117ZM145 235V234H144ZM159 235V234H158ZM41 236V238H42V236L43 235H40ZM46 236V237H47ZM64 236H65V233H64ZM77 236V237H78ZM97 236V235H96ZM101 236H103V235H101ZM109 236V235H108ZM123 236V235H122ZM140 236V235H139ZM31 237V236H30ZM46 237H45V239H46ZM68 237H70V236H68ZM76 237V238H77ZM80 237V236H79ZM105 237V236H104ZM111 237V236H110ZM114 237H115V234H114ZM129 237V236H128ZM131 237H133V235L131 234ZM75 237H74V242H75V239H76ZM92 238V237H91ZM94 238V237H93ZM98 238V237H97ZM117 238V237H116ZM142 238V237H141ZM148 238V237H147ZM163 238V237H162ZM242 238V237H241ZM32 239V238H31ZM78 239V238H77ZM104 239V238H103ZM126 239V238H125ZM140 239V238H139ZM144 239V238H143ZM34 239H32V241H33ZM43 240V239H42ZM78 240H80V239H78ZM83 240V239H82ZM81 240V241H82ZM95 240V239H94ZM99 240V239H98ZM109 240V239H108ZM127 240V239H126ZM136 240V239H135ZM160 240V239H159ZM71 241V240H70ZM137 241V240H136ZM144 241H145V239H144ZM149 241V240H148ZM166 241V240H165ZM245 242H246V240H245ZM71 243V242H70ZM81 243H83V241L81 242ZM128 243V242H127ZM149 244H150V242H148ZM204 243V242H203ZM243 243V242H242ZM84 244V243H83ZM82 244V245H83ZM124 244V243H123ZM170 244V243H169ZM71 245V244H70ZM79 245V244H78ZM85 245H86V243H85ZM143 245V244H142ZM167 245V244H166ZM202 245V244H201ZM88 246V245H87ZM132 246V245H131ZM135 246V245H134ZM133 246V247H134ZM204 246V245H203ZM245 246V245H244ZM255 246V245H254ZM41 247H42V245H41ZM42 247V248H43ZM71 247V246H70ZM69 247V248H70ZM83 247V246H82ZM107 247V246H106ZM164 246H162V248H163ZM21 248V247H20ZM126 248V247H125ZM141 248H143V247H141ZM71 249V248H70ZM149 249V248H148ZM154 249H156V248H154ZM172 249V248H171ZM41 250H43V249H41ZM40 250V251H41ZM119 250V249H118ZM135 251V249L134 250H132L131 252H134ZM152 252H153V250H151ZM155 251V250H154ZM191 251V250H190ZM71 252V251H70ZM169 252V251H168ZM34 253V252H33ZM32 253V254H33ZM166 253V252H165ZM203 253V252H202ZM218 253V252H217ZM77 254V253H76ZM112 254V253H111ZM122 254V253H121ZM130 254V253H129ZM135 254V253H134ZM168 254V253H167ZM204 254V253H203ZM203 254H201V255H203ZM33 255H35V254H33ZM33 255H31V256H33ZM69 255V254H68ZM139 255H140V253H139ZM155 255V254H154ZM208 255V254H207ZM37 256V255H36ZM67 256V255H66ZM72 256V255H71ZM129 256V255H128ZM137 256V255H136ZM135 256V257H136ZM167 256V255H166ZM6 257H8L7 255H6ZM34 257V258H33ZM32 258L33 259H35V256H33ZM76 257V256H75ZM158 257H159V254H158ZM157 257V258H158ZM164 257V256H163ZM168 257V256H167ZM64 258V257H63ZM137 258V257H136ZM139 258H142V257H139ZM145 258V257H144ZM153 258H155V257H153ZM177 258V257H176ZM205 258V257H204ZM230 258V257H229ZM47 259V258H46ZM65 259V258H64ZM74 259V258H73ZM174 259H175V256H174ZM25 260V262H26V259H24ZM29 260V259H28ZM27 260V261H28ZM31 260V259H30ZM30 260H29V262H30ZM49 260V259H48ZM51 260V259H50ZM50 260L48 261L49 262V264H51V262H50ZM161 260H163V259H161ZM35 261V260H34ZM122 261H123V258H122ZM165 261V260H164ZM176 261V260H175ZM61 262H62V260H61ZM76 262V261H75ZM109 262V261H108ZM131 262V261H130ZM144 262V261H143ZM142 262V264H145V263H143ZM159 262V261H158ZM161 262H163V261H161ZM28 263V262H27ZM53 263V262H52ZM69 263V262H68ZM77 263V262H76ZM89 263V262H88ZM98 263H100V262H98ZM128 263V262H127ZM155 263V262H154ZM166 263V262H165ZM26 264V263H25ZM60 264V263H59ZM66 264V263H65ZM73 264H74V262H73ZM80 264V263H79ZM93 264V263H92ZM103 264V263H102ZM129 264V263H128ZM141 264V263H140ZM149 264H150V262H149Z\"/></svg>",
	"mask_w": 264,
	"mask_h": 264
}]
</instances>
